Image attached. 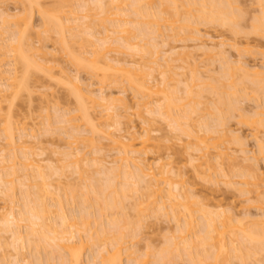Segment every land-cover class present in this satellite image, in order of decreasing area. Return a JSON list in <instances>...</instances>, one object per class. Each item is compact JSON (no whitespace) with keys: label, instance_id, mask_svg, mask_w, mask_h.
Segmentation results:
<instances>
[{"label":"rangeland","instance_id":"obj_1","mask_svg":"<svg viewBox=\"0 0 264 264\" xmlns=\"http://www.w3.org/2000/svg\"><path fill=\"white\" fill-rule=\"evenodd\" d=\"M105 2L107 1V0H104ZM104 1H103V4L104 5H108V4H110V2L108 1V2H106V4L104 3ZM179 1H182V2H184V1H186V0H179ZM193 1V0H192ZM200 1V0H199ZM258 1H261V0H233V2H236V3H234L233 4V2H231V0H230V2L232 3V5L233 6H235V8H238L237 10L238 11H236V15L238 14H240L241 15V20H237L236 22H239L236 26H234L235 28L236 27H238V28H236L238 31H236V33L235 32H233L229 27H221V24H220V26L218 25V24H209V25H203V23L202 24H200L199 26H195V29H196V27H199V30L201 31L200 33H201V35L200 36H202L201 37V39H203V42H204V45H208L207 47H214V46H217V43H218V45H221V43L223 44L224 43V45H227L225 48L227 49L226 51H228L227 52V54H225V56L224 55H221V56H215L214 57V55H209V54H207L206 55V53H204V52H202L201 50H200V46H198L199 44H201V46H202V43H197V42H193V40L192 41H189V39L190 38H187V37H185L184 39L180 36V38L179 39H181L182 38V40H177V39H175V34L173 35V30H176V28L178 29V24H181V22L179 23H176L175 25L176 26H173V27H171L173 24H172V22L174 21V20H170L171 18H167L168 16H170V15H166L165 16V18H167L166 20H168V21H163L164 23H162V26H160L161 28H162V31L161 30H158L159 31V34H158V32H156L157 30V28L155 29V28H151V26L152 27H154V26H156L157 24V21H155V22H153L152 20H149V21H152L153 23H150V25L148 24V25H146V26H148V28H149V31H147V37L145 38V40H143L142 41V43H140V44H138V38H136V41L135 40H132L133 42H134V44H138V45H142V46H145V47H143L144 49H149L150 50V52L151 53H153V54H157L158 52L160 53H158L157 54V56L155 55L154 57H153V59H151L150 58V56H147V55H145V56H143L140 52H137V54L138 53H140V55L141 56H143L144 58H141V60H140V57H138L137 56V54L135 53L136 51H134V52H132V50H130V49H126L127 51H125L124 49L123 50H121V51H123V52H121V53H119V51H118V53H116V52H112L111 51V54L108 56V57H111L112 56V58L111 59H115L116 61H117V59H120V60H118L119 62L121 61L122 63H124L126 60V63L125 64H131V65H129V66H134V64L136 65V63H138L139 64V66L140 65H142V69H144V67H146L145 68V72H144V70H143V74L141 75V73H139L140 71L138 70L137 71V69H135V71H134V76L136 75V79H137V74H140V75H138V77L140 76V78H142V80H145V79H147V80H145V81H148V84H149V81L152 79V81H154V82H158L157 84H159V83H161V73H160V75H159V68H158V70L159 71H157L156 72V67H155V65L153 64V62L156 60V58H158V57H160L159 58V62H157V63H159V66H160V64H161V66L162 67H164L163 66V64L165 63V62H168L169 60H170V58H175V57H172V56H174L176 53L177 54H179V53H185V54H182L183 56H184V58H183V56L182 57H180V58H182V59H184L183 61H179V60H177L178 62H176V61H172L173 63H171V60L169 61L170 63H171V65H173L172 66V68L174 69H172L171 70V72H173V73H175L176 75H178L179 74V76H177V79H178V77H180L179 79H180V86L178 85L177 87H178V89L180 90V88H181V94H179L176 90H178L177 89V87H176V85H177V82L176 83H173V84H170L171 85V90L173 89H175V91L178 93V95H176L177 93H175V99H174V101L176 100V98L177 97H179V98H183L184 97V95H186V93L183 91V89H185L187 86L185 85V84H188L189 82H191L192 83V81H189L188 83L186 82V80L188 79H190L189 77L190 76H192V75H194L195 73L193 72V73H191L192 71H194V70H196V72L198 73V75H200V73H201V78L203 77V79H204V81L203 82H205V84L203 83V87L201 86H199L200 88H194L195 89V91H196V95H197V97H195V95H194V97H195V99H194V102L192 103V104H190V105H187V100L185 101H182L181 99V101H179V104L181 103V105H184V107L185 108H183V106H182V108L181 109H177L176 111L174 110V115H176V113H177V115H179V116H181V114H182V116L184 115V118H182V119H185V120H182L183 122H186V123H184L183 124V122L181 121V123L183 124V126L186 128V129H190L189 131H191V132H194L195 134H196V132L200 129L199 128V126L201 125V123H205V120H204V118H207V119H209L208 120V122H209V124H208V122L205 124V125H203V126H200V127H203V128H201V130H205V126L206 125H209L210 126V128H212L214 125L216 126V128L215 129H219L220 131H223V130H228L229 132L231 131V132H233L232 134H236L235 136H237V135H239V136H241L242 138H243V143H245V144H243V146L245 147L244 148V150L247 152V154H246V156H248L247 158H250V160L252 159V161L251 162H249V163H247V164H245L247 167H248V165L250 164V165H258L259 166V168L262 170V172L264 173V130L263 129H261V128H259V129H257V127H259V126H254V125H252L251 123L252 122H250V120L251 119H253L252 117H254V115H255V113L256 112H258V111H261V109L262 108H264V91H259L258 93H255L254 92V89H256V88H254V85H253V82L252 83H250L249 82V80H247V81H245L246 79H248V78H245V80H244V76L245 75H243V72H236V74H234L235 75V77L234 78H236V83H237V86H236V89L239 91L237 94H239V96L241 97V98H239L238 96H237V101H239L238 103H236L237 104V108H239V110L237 109V108H235L236 110H234V111H231L230 112V114H227V116H226V113H228L227 111H224V112H226L225 114H224V126L222 125V127L220 128L218 125H220V124H222L221 122L222 121H220V120H217V116H218V113H217V116L215 115V110L217 109V107H215L216 105H218L217 104V102L219 101L218 100V95H216L215 93H213L212 91H210V90H208L207 88H204L205 86H206V84H208L209 83V88H211L212 86L214 87L215 85L217 86L216 88H218V84H219V82L221 83V84H224L225 83V86H224V92H226V89L225 88H227L228 87V85L230 84V83H228L227 82V80H226V82L224 81L225 80V78L223 77V73H225L226 71H229V69H225L226 71L225 72H223V68H222V66H224L222 63H224L225 64V62H227V60L226 59H228L229 58V60H231V62H233V64L235 63H237V62H239L238 60H240V58H241V56H242V58H241V60L240 61H244V63L246 62V64L248 65V67L251 69V68H254L255 66H257L259 69H262V65L264 66V53H262V52H264V37L263 36H260V35H255V33L253 32V26L252 25H254L255 24V19L257 20L258 18H260V16H262V11H263V9H261V8H264V7H260V3H262V2H259L258 3ZM263 1V0H262ZM23 2V1H22ZM21 2V0H0V17H2V13H8L9 15H11L12 16V20H11V23L12 24H15L14 22L17 20H15V19H13V16H18V18H19V16L22 18V17H25V15L29 12V13H31L29 10L31 9L30 7H32V5L30 6V4L28 3V2H23L22 3ZM96 2V0H37V4L38 5H36V3L33 5V7H32V18L33 19H31V21H32V28H31V30H30V28H29V30H30V32L28 33L29 34V40H30V42H28L32 47H35L34 49L36 50V49H38V51H40V49H42L41 50V52H43V53H48V55H47V57H48V59H47V57H46V63H47V61H49L48 63H49V65H47L48 67H51V65H52V67H51V69L52 68H54V70L52 69V71H50L49 72V70H51V69H47V67H45V65H46V63L45 62H42L41 60H40V58L38 59L39 61H37V63L38 62H40V63H42V65H43V70H40L39 68L42 66H39L36 70H38L39 69V71H35V69H31L30 70V72H28V74H29V76H27V78H26V83L28 84L27 86H29V90L27 91V90H23V92H21L19 95L20 96H18V98L17 99H15L14 97H13V100H12V97H10L11 95L10 94H12V93H10L9 94V92H8V95L7 96H9V98L7 97V101L8 100H12V102H9V103H11V106H10V108H9V103L8 102H5V103H3V115L2 116H0V117H4L5 118V120L2 118L1 119V121L2 120H4V121H6L7 120V122H3L4 123V125L2 124V122L0 121V124H2V126H0L1 128H0V136H1V134H4L5 135V133H1L3 130H5L4 128L5 127H7V125L9 126L10 125V127L9 128H11L12 127V129L14 130V132H13V134H14V137H15V140H16V142H18L20 145L22 144V143H24V144H22V146L21 147H23L24 148V150H25V152L24 153H27V156L26 157H29V159L30 160H33L34 162H40L41 164H42V167L45 169V173L46 174H48V180L46 181V183H47V185L49 184V185H51L47 190H49V191H47L46 192V194L47 193H50V194H47L46 196H45V198L46 199H49V200H47L46 202H47V204L48 205H51L52 206V208H51V206H50V209H51V211H54V213L56 212V214H55V218H57L56 217V215H57V209L56 208H58V207H55V205L53 204V202L54 201H56L57 200V198H62V200H63V202H64V204L66 205L65 206V208H66V214H71V215H73V213H75L74 215H76V214H78V213H80V211L82 212V210L83 211H85L84 210V207H83V209H82V205H80V203H79V197L83 194V193H85L86 191H87V186L89 185V183H90V181H91V178L95 181H98V180H100V181H98V183L99 184H104V182L108 179L106 176H107V171L106 170H108V169H110V168H112L111 170L113 171L114 170V167L117 165L118 167H119V165L120 164H122V163H119V162H121V161H119V160H121V156H118L117 155V153H116V151H118L119 149H120V147L119 146H116L117 144H114L113 145V143H112V141H110L109 142V138H107V137H105V135L103 134V132H106L107 134L109 133V134H111L112 133V139L113 138H116V140H117V135L118 136H120V135H124L126 138H127V140H125V142L124 143H130L131 142V140H135L134 141V144H135V146H136V148H135V146H134V150L135 149H137L139 146H141V145H143L142 143L146 140V135L148 134L146 131H148L149 133H150V135H151V137H152V141L151 142H149V147H147L146 148V150L145 151H142V153H140L136 158L137 159H139L140 161H143V162H146L145 164H149V166H152V168H153V171H154V174L156 173H159V170L160 169H162L164 166H168L169 165V167L168 168H172V171L175 173V176H171V181L172 182H175V183H181L182 181H183V185L186 187V189L187 190H189L187 193H191L192 195H193V198H194V201H195V199H196V201L198 202V200L200 201V202H202V201H205L204 202V204H207V206H208V208H211V210H209L208 208V210L209 211H212V209H213V207L215 206V208L214 209H220V207H222V211L223 212H221L220 214H222V213H224V211L226 212V214H227V212L228 213H230V214H228V215H231V217H232V219H235V220H245V226H242V227H238L237 226V228H234L233 229V232L232 231H230L231 233H234L233 234V236H234V239H235V237L236 236H239L240 235V231H239V229H248L249 230V228L251 229V228H255V225H251L250 226V220H248V218L249 219H252L253 218V220H256V219H259L260 220V218H261V220L262 219H264V211L262 212V210H264V204H262L263 203V201H262V203H261V200H264L263 198H264V187L263 188H261L260 190L259 189H257V190H259L260 191V193H262V195H263V197H262V195L259 193H255L254 195L253 194H251L249 197H250V200H249V198L246 196H244V195H242V193L240 194V191L238 190V189H241L243 186H239V185H237L238 183L240 184L241 182H242V180L244 179V178H242L241 176H242V174H244V171L247 169V167H246V169L245 168H243L242 167V169H240V167H236L235 168V166L232 168V164H230V162L229 163H226V162H228V161H226L225 163V165L224 164H222V165H220V166H222V167H220V168H218V163L216 162L215 164H218V165H216L215 166V168H218L217 169V171L216 170H213V169H211V171L210 170H208L207 172H205V173H203V174H205V175H201V174H199L195 169L197 168L196 166H193V165H196V163H197V166L199 165L198 164V162H195V164H194V162H193V164L191 163L192 161L190 160V159H192L193 160V158L192 157H190V155H195L196 156V154H198V153H196V154H193V152L195 151V152H197L196 150H198L201 146L200 145H202L201 144V142H199L198 141V136H200V137H202L201 135H203V134H200L199 133V135L197 136V138H195L194 136H192V138L194 137V139H192L191 137H185V136H180L178 133L179 132H175V128H174V130H173V128H172V125H170L169 123H170V121L169 120H165L164 118L163 119H161L162 117L161 116H157V115H153L152 113L153 112H157L158 113V111H156L157 110V106H158V104L157 103H159L160 104V100L162 99H160L159 97H156V96H153L152 95V93L151 94H149V95H151L152 97H148V95H146V99H147V101H148V98H149V101H150V98H152V101L153 102H156L157 100H159V102L157 101L156 102V105H155V103H154V106H153V104L150 106V105H148V107L150 108H146L147 106H142L143 107V109L141 108V106H139L138 107V101L140 100V98H139V100H138V97H140L141 96V94H142V92H141V94H139L140 96H137L135 93H137V92H133L132 90H130V88L128 87V86H126V84H125V82H120V80H121V78H123V76H122V74L120 75L121 76V78H120V76H119V74H118V76H116V78H120V80L118 81V80H115L116 78H115V74L116 73H113V74H111V73H108V72H106V73H108V75H109V79L107 80V76L105 77L106 78V80H105V78H104V81H103V78H102V75L103 74H101V76H100V74L99 75H96V73H94V72H92V71H90V69H88V68H86V69H82V68H80L81 66H79L78 67V65H77V63H73L74 61L72 60V58L71 57H69V56H66L67 54L65 53V51L63 52V50H62V52H61V47H60V45H59V43H61L60 41H61V38H58V37H61V36H59V34H58V32H57V29H55V30H53L52 32H47V33H49V34H47V35H45V34H43L42 32H44V21L42 20V19H44V17L42 16V15H40V12H41V10H43L42 12L43 13H46L47 14V12H48V14H51V16L52 15H54V16H58V17H62L61 19H65V20H63L64 21V24H66V25H64L63 24V28L64 29H66V30H71V31H66V32H68V34H66L65 32H64V29H63V32L65 33V37L67 38L66 40L68 41V38L71 36V34L73 35V33L75 34V31H76V34H77V32H78V30H77V27L78 26H80V24L82 25V26H80V28H82L83 29V27H86V25H88V23H90L88 20V23L85 25V22H86V18L88 19V18H90V17H87L88 15H89V13H88V15L86 16V12H84V11H86L85 9H84V6L86 5V6H88L89 4V7L90 6H95V4H97V3H95ZM157 2V1H156ZM181 2V3H182ZM196 2V1H195ZM264 2V1H263ZM86 3V4H85ZM160 3V2H159ZM157 4H158V2H157ZM84 5V6H83ZM111 5H113V4H111ZM115 5V4H114ZM113 5V7H115ZM155 5V4H154ZM178 5H180L179 3H178ZM36 6H37V8H36ZM110 6V5H109ZM108 6V8L109 9H113V7L111 6V8ZM130 5H128V7H129ZM156 6H158V5H155L154 7H155V9L157 8L158 9V7H156ZM261 6H264V3H263V5H261ZM38 7H41V9L40 8H38ZM91 7V8H92ZM62 8V9H61ZM88 8V7H87ZM86 8V9H87ZM116 8V7H115ZM127 8V7H126ZM124 6H123V10H125L126 9ZM175 8V7H174ZM233 8V7H232ZM38 9H40V10H38ZM58 9H59V11L60 10H62V11H58ZM128 9V8H127ZM130 9H131V7H130ZM133 10V9H132ZM132 10H130L129 11V9H128V12L125 10V11H123V12H119V13H126V14H121V17H119L118 19H120V18H122V16H126L127 14H129V13H131L132 14ZM150 10H153V9H150ZM39 11V12H38ZM45 11V12H44ZM59 13H58V12ZM115 11V10H114ZM132 11V12H131ZM56 12L59 14H57L56 15ZM73 12V13H72ZM97 12V11H96ZM153 12H157V11H155V10H153ZM170 12H173V11H170ZM238 12H240V13H238ZM28 13V14H29ZM60 13H61V15H60ZM91 13V12H90ZM94 14V15H93ZM96 14L93 12L92 13V16L94 17ZM133 15H134V17L132 18V16L130 17H123L122 18V20H125V19H128V21L130 20L131 21V19L130 18H132V19H134L135 18V14H134V12H133ZM28 16H31V14L30 15H28ZM50 16V15H49ZM86 18H85V17ZM43 17V18H42ZM92 17V18H93ZM97 16H95L94 18H96ZM102 17V20H103V18H104V16H101ZM118 17V16H117ZM240 17V16H239ZM239 17L237 18V19H239ZM15 18V17H14ZM57 18V17H56ZM78 19V21L77 22H75V20L74 19ZM84 18V19H83ZM114 18H116V17H114ZM152 18V17H151ZM76 19V20H77ZM97 19H99L98 21H94V19L92 20L93 22H95V23H93L92 25H93V31H95V32H93V33H95V35H96V38H98V40H100L99 38H103L104 36H107V35H111L110 37H113L114 35H116V34H113L111 31H112V27L110 26L111 24H108L107 25V22H106V25H105V23L102 25L101 24V22H100V17L99 18H96V20ZM135 19H137V18H135ZM139 19V18H138ZM68 20V21H67ZM69 20H71V22L69 21ZM177 20V19H176ZM2 21H3V19L1 20V18H0V25H2V24H4V23H2ZM18 21V20H17ZM83 21V23H81ZM127 21V20H126ZM139 21H141L140 19H139ZM148 21V20H147ZM67 22H70L69 24L67 23ZM100 22V23H99ZM144 22H145V20H144ZM170 23V24H172V25H168L167 23ZM73 23V24H72ZM109 23V22H108ZM147 23V22H146ZM155 23V24H154ZM160 23V22H159ZM196 23V22H195ZM75 24H76V26H75ZM85 26H84V25ZM154 26H153V25ZM161 24V23H160ZM163 24H165L164 26H163ZM10 25V27H12V25L11 24H9ZM16 25V24H15ZM20 25V24H19ZM67 25H70V26H68L67 27ZM72 25H73V27L75 28H73L72 27ZM130 25V28H131V24H129ZM4 25H2V27H3ZM8 26V25H7ZM21 26V25H20ZM103 26V27H102ZM105 26H106V29L108 28V33L107 32H105ZM132 26H133V24H132ZM180 26H183V23H182V25H180ZM15 28H17L16 26H14ZM19 27V26H18ZM90 27V26H89ZM89 27H87V28H89ZM126 27V26H125ZM127 27H129V26H127ZM126 27V28H127ZM159 27V26H158ZM164 27H168V29H165L166 31H168L169 32V28L171 29L172 28V36L171 37H173V39H175V41L177 42V43H175L174 41H171V40H167L165 37H167L168 35H169V33L168 32H164L163 30H164ZM15 28H12V30L14 31L15 30ZM22 28H24V27H22ZM22 28H21V30H22ZM57 28V27H56ZM79 28V27H78ZM161 28H159V29H161ZM84 29H86V28H84ZM90 29V28H89ZM89 29H87V31H89ZM92 29V28H91ZM127 29H129V28H127ZM132 29H134V26H133V28H131V30ZM155 29V30H154ZM17 30H19V29H17ZM72 30H74V31H72ZM114 30V29H113ZM148 30V29H147ZM154 30V31H153ZM4 31V30H3ZM13 31H10L9 30V32L8 33H10V32H13ZM84 31V30H83ZM82 30L80 31V32H82L83 34L85 33V35L86 36H84L83 38H84V40H85V38H87L88 37V39L87 40H89V34H90V32H89V34H86V32H83ZM86 31V30H85ZM107 31V30H106ZM109 31H110V33H109ZM137 31V30H136ZM144 31V33L146 32L145 30H143ZM190 32H191V30H189ZM189 31H188V34H187V36H190L189 35ZM28 32V31H27ZM72 32V33H71ZM114 32V31H113ZM155 32V33H154ZM163 32V34L161 35V33ZM8 33L7 34H3V32H2V30H1V27H0V45L2 46V43L4 42V41H2V39L3 38H5L6 40L8 39H10L11 40V37L9 38V36H11L12 35V33L11 34H9L8 35ZM15 33V32H14ZM13 33V35H15ZM69 33H70V35H69ZM92 33V32H91ZM137 33H140V32H138L137 31ZM137 33H135V31H134V34H137ZM143 33V35L145 36V34ZM154 33V35H152ZM157 33V35L155 36V34ZM185 33V32H184ZM254 33V34H253ZM3 34V35H2ZM26 34V33H25ZM79 34V33H78ZM141 34V33H140ZM167 36H166V35ZM12 35V36H13ZM27 35V34H26ZM25 35V36H26ZM82 35V34H81ZM81 35H79V37L78 38H80V36ZM89 35V36H88ZM118 35V34H117ZM117 35L115 36V37H117ZM122 35V34H121ZM161 35V36H160ZM165 35V36H164ZM177 35H179V34H177ZM176 35V36H177ZM186 35V34H185ZM28 36V35H27ZM124 36V35H123ZM129 36V35H128ZM127 36V37H128ZM144 36H142V34H141V36L138 34V36H134V37H139V41H141L140 40V37H144ZM163 36V37H162ZM204 36H205V38H204ZM15 37V36H14ZM109 37V36H108ZM109 37V38H110ZM115 37H113V39L115 38ZM126 37V36H125ZM179 37V36H178ZM191 37H193V36H191ZM210 37V38H209ZM26 38V37H25ZM92 38V37H91ZM90 38V41L92 42V43H94L95 42V40H97V39H95V40H93V39H91ZM95 38V37H94ZM163 38V39H162ZM164 38H165V40H164ZM169 38V37H168ZM187 38V41H185V39ZM208 38V39H207ZM27 39V38H26ZM70 39V41L72 40L71 38H69ZM105 39H107V37L105 38ZM210 39H211V42H213L214 44V46L212 45V43L210 42ZM213 39V40H212ZM5 40V41H6ZM8 40L6 41V42H8ZM9 40V41H10ZM58 40H60V41H58ZM93 40V41H92ZM98 40L95 42V43H97L98 42ZM102 40H104V39H102ZM191 40V39H190ZM208 40V41H207ZM215 40V41H214ZM26 41V40H25ZM70 41H68L69 43H70ZM81 41V42H80ZM110 41H111V39H110ZM165 42V44H164V42ZM179 41V42H178ZM181 41H184V42H182L181 43ZM78 42V41H77ZM85 42V41H84ZM83 42V43H84ZM132 42V43H133ZM216 42V43H215ZM73 43L74 42H72V43H70L71 44V46L73 45ZM79 43H82V40L80 39L79 40ZM86 43V42H85ZM88 43V42H87ZM206 43V44H205ZM235 45H234V44ZM4 44V43H3ZM98 44V43H97ZM216 44V45H215ZM234 45V47L236 46V44H238V46L237 47H241L240 48V50L242 49V50H244L245 51V49L246 50H248L247 51V53L246 52H244V51H242V53H243V55H242V53H239V52H236V50H235V48L234 47H232V45ZM75 47H74V45H73V47H71L72 49H73V53L75 54V56H77L78 54H80L81 53V51L83 52V54L81 53V55L82 56H85V57H83V58H85L86 59V56H87V59H89L91 56H89L88 54H87V52L90 54V52L88 51V50H92V51H94L93 49H92V47H91V49H90V46L88 47V48H86V49H84L85 47L82 45V48H80L81 46V44H76L75 43ZM89 45V44H88ZM152 45L154 46V48H152ZM229 45H230V47H232L233 49H231L230 47H229ZM133 46H135L136 47V45H133ZM142 46H138L140 49L142 48ZM159 48H158V47ZM138 47H137V49H138ZM198 47H199V49H198ZM219 47V46H218ZM236 47V48H237ZM93 48H95V47H93ZM115 48V47H114ZM173 48L175 49L174 51H173ZM224 48V47H223ZM82 49V50H81ZM96 49V48H95ZM134 49V48H133ZM156 49V50H155ZM158 49V50H157ZM27 50V49H26ZM80 52H79V51ZM87 51L86 52V54L84 53L85 51ZM135 50V49H134ZM200 50V51H199ZM225 50V49H224ZM250 50V51H249ZM37 51V50H36ZM91 51V52H92ZM139 51V50H138ZM148 51V50H147ZM171 51V52H170ZM237 51H239V50H237ZM41 52H39L40 54H41ZM78 52V53H77ZM130 52L132 53V54H130ZM249 52V53H248ZM42 53V54H43ZM103 53V52H102ZM102 53H100V54H102ZM105 53H107V52H105ZM108 53H110V52H108ZM114 53V54H113ZM125 55H124V54ZM149 55H150V53L149 52H147ZM175 53V54H174ZM186 53L189 55H187L189 58H186L185 59V57H187V56H185L186 55ZM204 53V54H203ZM246 53V54H245ZM262 53V54H261ZM28 54V53H27ZM32 54V57H33V59L35 60V62H36V59L39 57V55H38V57L37 56H33L34 54L36 55V53L34 52V53H31ZM31 54H28V55H31ZM120 54V55H119ZM127 54V55H126ZM130 54V55H129ZM133 54H136V56L137 57H135V55L133 56ZM169 54V55H168ZM172 54H174V55H172ZM2 55V54H1ZM0 55V56H1ZM50 55V56H49ZM106 55V54H105ZM192 55V56H191ZM241 55V56H240ZM262 55V56H261ZM11 56V55H10ZM46 56V55H45ZM127 56H130V57H127ZM147 56V57H146ZM152 56V55H151ZM227 56V57H226ZM239 56H240V58H239ZM244 56V57H243ZM107 57V58H108ZM114 57V58H113ZM193 57V58H192ZM222 57L223 58H225V62H224V59H222ZM6 58V57H5ZM12 58V56L11 57H9L8 56V58H6V59H4V57L2 58V56L0 57V66H4V67H0V70L3 72V70H4V72H3V76H4V73H9L8 74V76H10V70L12 69V68H14V61L11 59ZM69 58H71V60L69 59ZM78 58H81V57H78ZM82 58V59H83ZM135 58V59H134ZM139 58V59H138ZM3 59L5 60L4 62H2L3 61ZM9 59V60H8ZM11 59V60H10ZM33 59L32 58H30V60H32L33 61ZM50 59V60H49ZM162 59V60H161ZM221 59L223 60V61H221ZM2 60V61H1ZM54 60L55 62H52V61ZM125 60V61H124ZM136 60V61H135ZM158 60V59H157ZM164 60H165V62H164ZM167 60V61H166ZM9 61V62H8ZM10 61H12L13 63L11 64V62ZM71 61H73V62H71ZM124 61V62H123ZM131 61H134L135 63H131ZM161 61V62H160ZM86 62V61H85ZM84 62V63H85ZM168 62V63H169ZM195 62V63H194ZM230 62V61H229ZM230 62V63H231ZM7 63V64H6ZM11 64V65H13V67L11 68L10 66H8L9 64ZM52 63V64H51ZM87 63V62H86ZM168 63H166L167 65H168ZM240 63V65L243 63V62H239ZM256 63H258V64H256ZM16 64V63H15ZM22 64V63H21ZM21 64H17L15 67H17V71L19 72H17L18 74V76H19V78H21L22 80H24V78L26 77L24 74H23V68L25 69V67H23L22 68V66H24V65H22L21 66ZM76 64V65H75ZM89 64V63H88ZM156 64V63H155ZM194 64H196V65H194ZM232 64V63H231ZM233 64H232V66H233ZM234 64V65H235ZM238 64V63H237ZM237 64H236V66H237ZM262 64V65H261ZM55 67H54V66ZM102 65V64H101ZM165 65V64H164ZM230 65V64H229ZM245 65V64H244ZM38 66V65H37ZM138 66V65H137ZM158 66V65H157ZM231 66V67H232ZM238 66H239V64H238ZM242 66V65H241ZM261 66V67H260ZM6 67V68H5ZM104 67H105V65H104ZM141 67V66H140ZM166 67V66H165ZM168 67H169V65H168ZM180 67H183V69L182 68H180ZM226 67H227V63H226ZM8 68H9V70H8ZM42 68V67H41ZM101 68V67H100ZM131 68V67H130ZM134 67H132V69H133ZM167 68V67H166ZM185 68V69H184ZM191 69V71H190V69ZM236 67H234V69H235ZM256 68V67H255ZM264 68V67H263ZM46 69H47V71H46ZM80 69H82V70H80ZM107 69V68H106ZM162 69V68H161ZM170 69V68H169ZM234 69H233V67L231 68V71H233L234 72ZM15 69H13V71H14ZM44 70L46 71V73H48L50 76L52 75V76H54V78H52V76H51V78H50V76L49 75H47L45 72H44ZM61 70H62V72H61ZM64 70H65V72L71 77H78V79H80V81H82V84L84 85L85 84V86H83V88L84 89H86V88H88L89 89V87H90V89H91V91H96V94L98 95H100L101 93H104V95L106 96V97H108L109 99L111 98L114 102L112 103V104H114L115 106H118L119 107V99H127V101H128V103H129V109L125 112L122 108H120L119 107V113H121V122H120V124H122L121 126H116V125H113L112 127L113 128H110L109 130H108V128L110 127L109 125H112V124H110V123H115L116 122V120H115V118L114 119H112L111 121L108 119V121H106L107 119L104 117L103 119H102V114L103 115H106L105 113H103L104 112V108L102 107H100L99 106V108H97L98 106H97V104H92L89 100H88V98H84L85 99V104H88V106L90 105V103H91V105L88 107L87 105V107L88 108H90V110H92V112H93V114H92V112H90L91 114H92V116L94 115V117L95 118H98V120H99V118L102 120V123L101 122H99V124H100V126H105L106 125V128L104 127V128H98L99 129V132L102 130L103 132H100V134H99V132L96 134H93V136H92V133H91V137H93V140H94V142L96 143V142H98V143H94L95 145H93V143H89L90 141H88V139H89V137H88V139L86 140V137H85V142L86 141H88V146L86 145V147H87V149H85L86 147H84L83 146V144H79V145H81V146H83V147H80L79 145V149L82 151V150H85V153H88L87 155L90 157V159L92 158V159H98V161L100 160V159H102V160H100V161H103V159H104V164H103V166L105 165L106 167L105 168H107V169H105V170H103L102 169V167H101V163H97L98 165H94L93 167H95L96 169L98 168V166L100 165V169H101V172L100 173H98L99 172V168L97 169V171L98 172H96V169H94V168H89L88 166V168L86 167V170L87 169H91L90 171L91 172H89V174H86L85 176L86 177H88L89 176V178H85L84 177V175H83V178H84V180H83V178H82V176H81V178H79L80 176H79V174L78 175H76V173H77V170H76V167L75 168H73L70 164H69V162L67 163L66 161H65V159H66V157H64L63 155L64 154H66V153H68V151L70 150L71 151V148H73L72 150H74V147L76 146V145H73L74 147H71V146H69V145H71V144H69V142H71L72 140H70V138H68L69 136L67 135L68 133H71V131L70 130H72V128H70L69 126H68V124H66V121H65V119H64V117H63V115L64 116H67L68 114H71L72 115V117H76V120L73 122H70V124L71 125H73L74 123H76V124H79V127H81L82 129H83V132H85V130H86V133H87V131H89L91 128H89V126H87V125H84V124H86V123H84L83 122V120H82V118H80V115L79 114H81V113H76L75 111H77L78 109H79V107L77 106V104L78 105H80V103H84L83 101L84 100H82V99H80V97H78V95H76L75 93H74V95L72 94V92H73V89H72V87H73V84H75V83H73V84H71V82L72 81H69V84H68V81L66 80V78L68 77V76H65L64 74H65V72H64ZM89 70V71H88ZM110 70V69H109ZM163 70L164 69H162L161 71H162V75H164L163 74ZM199 70V71H198ZM12 71V70H11ZM104 71V70H103ZM102 71V72H103ZM107 71H108V69H107ZM111 71V70H110ZM239 71V70H238ZM241 71H243V70H241ZM91 72V73H90ZM105 72V71H104ZM142 72V71H141ZM188 72L190 73V74H188ZM223 72V73H222ZM232 72V73H233ZM53 73H54V75H53ZM137 73V74H136ZM186 74V77L187 76H189V77H187V79H186V77H185V75H183V77L184 78H182L181 76H182V74ZM245 73V72H244ZM11 74H13V73H11ZM25 74H26V72H25ZM63 76H62V75ZM132 74V75H133ZM166 74H168V72L166 73ZM221 74H223V75H221ZM1 75V76H2ZM6 75V74H5ZM113 75V76H112ZM181 75V76H180ZM211 77H210V76ZM239 75V76H238ZM243 75V76H242ZM2 76V77H3ZM8 76L6 75V76H4L3 77V81H1V78H0V87L2 88L3 86H4V88H2V90L3 89H5V85H6V83L8 82L7 81V78H8ZM13 76V75H12ZM11 76V77H12ZM23 76H25L24 78H22ZM49 76V77H48ZM65 76V77H64ZM100 76V77H99ZM133 76V77H134ZM167 76V75H166ZM170 76L172 77V75L170 74ZM195 76V75H194ZM248 76V75H247ZM250 76V78L251 77H254V76H252V75H249ZM64 77V78H63ZM153 77H157L156 78V80H158V81H155V79L153 80ZM163 77H165V76H162V78ZM173 77H175L176 78V76H173ZM193 77V76H192ZM214 77V78H213ZM221 77H223L224 78V80L221 78ZM72 78V79H73ZM118 78V79H119ZM150 80H149V79ZM199 78V77H198ZM208 78H210V80L211 79H213V81L214 82H212V80L210 81V80H208ZM243 78V79H242ZM6 79V80H5ZM68 79V78H67ZM71 79V80H72ZM183 79V81H181ZM185 79V80H184ZM200 79V78H199ZM217 79H218V81H217ZM253 79V78H252ZM257 79V78H256ZM20 80V79H19ZM69 80H70V78H69ZM102 80V82H100ZM123 80V79H122ZM176 80V79H175ZM191 80V79H190ZM207 80V81H206ZM7 81V82H6ZM106 81V82H105ZM150 82V83H152V85H153V82ZM209 81V82H208ZM215 81L217 82V83H215ZM224 81V82H223ZM229 81V80H228ZM231 81V80H230ZM253 81V80H252ZM12 82V81H11ZM67 82V83H66ZM75 82V81H74ZM103 82H105L104 84H103ZM181 82H183V85L181 86ZM184 82H186L185 84H184ZM199 82V81H198ZM200 82L202 83V81L200 80ZM212 82V83H211ZM223 82V83H222ZM9 83H10V81L7 83L8 85H9ZM101 83V84H100ZM201 83H199L200 85H201ZM213 83H215V84H213ZM3 84H5V85H3ZM155 84V83H154ZM196 84H198V83H196ZM211 84V85H210ZM220 84V85H221ZM1 85H3V86H1ZM66 85V86H65ZM128 85V84H127ZM150 85V84H149ZM7 86V85H6ZM68 86V87H67ZM70 86V87H69ZM72 86V87H71ZM93 86V87H92ZM151 86V85H150ZM154 86V85H153ZM173 86V87H172ZM185 86V87H184ZM198 86V85H197ZM208 86V85H207ZM75 87H76V85H75ZM128 87V88H127ZM221 87H222V85H221ZM255 87H256V85H255ZM1 88H0V90H1ZM67 88H69V90L67 89ZM74 88V87H73ZM102 89V92L100 93V91H101V89ZM70 89H72V91L71 92H69L70 91ZM89 89V90H90ZM154 89H156V88H154ZM201 89V90H200ZM204 89H207V90H204ZM264 89V88H263ZM100 90V91H99ZM126 91L127 93H125V92H121V91ZM157 90V89H156ZM156 90H153L152 89V91H153V93L155 94V92H156ZM167 90H169V89H167ZM171 90H169V91H171ZM172 90V91H173ZM186 90V89H185ZM76 91V90H75ZM171 91V92H172ZM201 91V92H200ZM214 91V90H213ZM228 91V90H227ZM231 91V90H230ZM12 92V91H11ZM185 93L184 95H183V93ZM215 92H216V90H215ZM233 92V91H232ZM122 93V94H121ZM123 93H125V94H123ZM145 93H147L148 94V92H144V94L143 95H145ZM166 93H168V91L166 92ZM218 93V92H217ZM226 93H229V91L228 92H226ZM72 94V95H71ZM78 94V93H77ZM170 94V93H169ZM168 94V95H169ZM199 94H200V96H199ZM76 95V96H75ZM110 97H109V96ZM155 95H159L158 93L157 94H155ZM163 95V94H162ZM162 95H160L161 97H163ZM172 95V94H171ZM174 95V94H173ZM172 95V96H173ZM181 96V97H180ZM143 97H145V96H143ZM148 97V98H147ZM169 97H171L170 95H169ZM174 97V96H173ZM186 97H187V95H186ZM155 98V99H154ZM156 98H157V100H156ZM159 98V99H158ZM179 98H177V100L179 99ZM142 99V98H141ZM145 99V98H144ZM185 99V98H184ZM234 99V100H235ZM6 100V99H5ZM10 100V101H11ZM80 100V101H79ZM86 100H88V101H86ZM163 100H164V98H163ZM86 102H88V103H86ZM142 102H143V99H142ZM177 102V101H176ZM7 103V104H6ZM13 103V104H12ZM151 103V102H150ZM178 103V102H177ZM195 103V104H194ZM139 104H140V102H139ZM162 104H163V102H162ZM235 104V103H234ZM93 105V106H92ZM141 105V104H140ZM165 104H163V105H161V106H164ZM185 105H187V106H185ZM155 106H156V108H155ZM160 106V107H161ZM212 106H214V109L215 110H213L212 108ZM85 107V106H84ZM87 107H85L86 109H88ZM94 107V108H93ZM96 107V108H95ZM144 107H145V109H147V111L144 109ZM159 107V108H160ZM191 107H194V108H196V109H198L197 110V112L198 113H196V114H193V113H191L192 115L190 116L191 117V119L190 120H188V118H187V114H189V113H186L187 111H190V109H191ZM207 107H209V108H211V109H209V110H207L208 108ZM78 108V109H77ZM154 108V109H153ZM179 108H180V106H179ZM202 108H204V109H202ZM206 108V109H205ZM140 109H142V111L140 110ZM155 110V111H153L152 112V110ZM203 111H202V110ZM89 110V111H90ZM212 110V111H211ZM232 110V109H231ZM71 111H72V113H71ZM103 111V112H102ZM149 111H151L152 113H150ZM75 112V113H74ZM102 112V113H101ZM141 112H143V113H141ZM149 112V113H148ZM68 113V114H67ZM118 113V114H119ZM179 113V114H178ZM211 113H212V115L214 116H216L217 118H215V116H214V118H213V116L211 115ZM71 115H69L68 117H69V120H70V118H72L71 117ZM82 115V114H81ZM211 115V116H210ZM100 116V117H99ZM67 117V118H68ZM78 117V118H77ZM187 119H186V118ZM63 118V119H62ZM66 118V119H67ZM255 118V117H254ZM73 119H71V120H73ZM101 120H99V121H101ZM114 120H115V122H114ZM146 120H147V122H148V120H151L150 122H152L153 121V123H151L150 125H148V124H146L147 122H146ZM202 120H203V122H202ZM64 121H65V123H64ZM105 121V122H104ZM252 121V120H251ZM109 122V123H108ZM75 124V125H76ZM104 124V125H103ZM116 124V123H115ZM119 124V123H118ZM191 125L190 127L188 126H186V125ZM200 124V125H199ZM211 124V125H210ZM74 125V126H75ZM97 125H98V123H97ZM107 125L109 126V127H107ZM199 125V126H198ZM83 126H85V127H83ZM89 128H87V127ZM99 126V125H98ZM115 126V127H114ZM171 126V127H170ZM212 126V127H211ZM219 128H218V127ZM80 128V129H81ZM214 128V127H213ZM7 129V128H6ZM119 129L120 130H122L123 132H119ZM32 130H33V134H32ZM118 130V131H117ZM200 130V131H201ZM68 131V132H67ZM70 131V132H69ZM91 131V130H90ZM98 131V130H97ZM151 131V132H150ZM5 132V131H4ZM66 132H67V134H66ZM199 132V131H198ZM197 132V133H198ZM89 133V132H88ZM105 133V134H106ZM120 135H119V134ZM201 133H204L205 134V131L204 132H201ZM103 134V135H102ZM223 134V133H222ZM221 134V135H222ZM35 135H36V137H35ZM94 135H96V136H94ZM182 135V134H181ZM218 135H219V133H218ZM107 136V135H106ZM209 136V135H208ZM230 136V135H229ZM5 137V136H4ZM4 137H3V135L0 137L1 139H0V152H1V150L3 149V147H4V149L6 148L5 146H7L5 143H6V141H2L3 139H4ZM33 137V138H32ZM90 137V138H91ZM232 137V135L230 136V138ZM106 138V139H105ZM110 138V139H111ZM132 138H135V139H132ZM175 138V139H174ZM189 138H191V139H189ZM209 139V141H208V144H211V143H218V146H222V147H226V148H224V149H226V151H227V149H228V154L232 157H238L239 156V158L241 157L242 158V156H244V157H246L245 156V154L244 155H242L241 153H240V150H243V149H241V147H240V145H238V142L235 140V142H237V144L235 143V142H233V139L231 138V140H228L227 139V137H226V139L225 138H220V137H218L217 135H212L211 136V134H210V136L208 137ZM229 138V137H228ZM173 140L171 143H170V141L171 140ZM197 139V140H196ZM106 140H108V141H106ZM115 140V139H114ZM169 140V141H168ZM130 141V142H129ZM168 141V142H167ZM198 141V142H197ZM259 141V142H258ZM26 143V144H25ZM71 143H73V142H71ZM82 143H84L83 141H82ZM87 143V142H86ZM85 143V144H86ZM112 143V144H111ZM151 143V144H150ZM258 143H259V145H261V147L260 146H258ZM18 144V147L20 146ZM200 144V145H199ZM3 145V146H2ZM24 145V146H23ZM90 145V146H89ZM91 145H93V146H91ZM98 147H97V146ZM200 146V147H199ZM262 146H263V148H262ZM20 147V148H21ZM90 148V150H89V148ZM92 147H93V150H92ZM102 147V149H103V151H102V149H101V156L99 155H96V156H93L92 154H91V152L93 151L94 152V150L95 149H97V148H101ZM119 149H118V148ZM143 146H141L140 148H142ZM169 147V148H168ZM190 147V148H189ZM228 147V148H227ZM26 148H28V149H26ZM70 148V149H69ZM83 148V149H82ZM139 148V149H140ZM9 149V148H8ZM11 149V148H10ZM115 149V150H114ZM145 148H143V150H144ZM170 149V150H169ZM196 149V150H195ZM223 149V148H222ZM26 150H28V151H26ZM121 150V149H120ZM119 150V151H120ZM138 150V149H137ZM11 151V150H10ZM22 151V150H21ZM69 151V152H70ZM89 151V152H88ZM119 151H118V154H119ZM74 152V151H73ZM249 152V153H248ZM10 152H8V154H9ZM14 153V152H13ZM18 153V152H17ZM24 153H23V155H24ZM29 153V154H28ZM210 153H213V154H211L212 156H214V152L211 150V152ZM240 153V154H239ZM4 154V153H3ZM11 154H12V152H11ZM21 154H22V152H21ZM30 154H33L32 156V158H30L31 156H30ZM90 154H91V156H90ZM138 154V153H137ZM136 154V155H137ZM0 155H2V153H0ZM13 155V154H12ZM136 155H134V157L136 156ZM7 156H9V155H7ZM17 156H18V154H17ZM87 156V157H88ZM19 157H21L20 156V152H19ZM88 157V158H89ZM96 157V158H95ZM99 157H100V159H99ZM197 157V156H196ZM199 157V156H198ZM2 158H6L5 157V155H4V157L2 156ZM9 158V157H8ZM7 158V159H8ZM24 157L22 156L21 157V161H23L22 159H23ZM195 158V157H194ZM0 159H1V157H0ZM7 159H4V160H6V161H8ZM18 159V158H17ZM16 159V161H18ZM89 159V160H90ZM134 159V158H133ZM136 159V160H137ZM3 159H1L0 160V162L2 161ZM18 161L19 162V165H18V167L16 168V170L17 169H20L21 170V168H20V166L21 167H23L22 168V170L21 171H25V170H23V169H25L24 168V166L23 165H21V161ZM69 160V159H68ZM73 161V160H72ZM119 161V162H118ZM17 162V163H18ZM27 161L25 160L23 163L25 164ZM118 163V164H116V163ZM143 162H142V164H143ZM219 162H221V161H219ZM3 163H5L4 161L2 162V164ZM22 163V164H23ZM28 163V162H27ZM26 163V164H27ZM71 163V162H70ZM92 164H93V162H91ZM1 164V163H0ZM2 164L0 165V166H2ZM25 164V165H26ZM71 164H73V163H71ZM116 164V165H115ZM221 164V163H220ZM231 166H230V165ZM68 165H70V167L68 166ZM75 166H77L76 164H74ZM140 165H141V163H140ZM144 165V164H143ZM164 165V166H163ZM245 165H244V167H245ZM4 166V165H3ZM7 167L8 166H10V165H6ZM6 166H4V167H6ZM41 166V165H40ZM121 166V165H120ZM90 167H92L91 165H90ZM196 167V168H195ZM1 168H3V167H1ZM9 168V167H8ZM42 168V169H43ZM104 168V167H103ZM43 169V170H44ZM133 169V168H132ZM205 169V168H204ZM208 169V167H206V169L204 170V171H206ZM245 169V170H244ZM88 170V171H89ZM94 170V171H93ZM111 170H108V171H111ZM134 170H135V168H134ZM133 170V171H134ZM18 171V173L20 172L19 170H17ZM29 171H31V170H29ZM28 171V173H30ZM76 171V172H75ZM88 171L86 172V173H88ZM103 171H104V173H103ZM153 171H152V173H153ZM200 171V170H199ZM203 171V172H204ZM8 172V171H7ZM10 172V171H9ZM27 172V171H26ZM44 172V171H43ZM94 172V173H93ZM106 172V173H105ZM242 172V173H241ZM246 172V171H245ZM248 172V171H247ZM4 173H6V171L4 172ZM4 173H3V171H2V177H3V175H4ZM17 173V174H18ZM98 173V174H97ZM112 173V174H111ZM134 173V172H133ZM135 173H137V172H135ZM241 173V174H240ZM22 174V173H21ZM20 174V176H22ZM27 173H25L24 175H26ZM106 174V175H105ZM116 174V173H115ZM113 172H109V175H111V176H113V175H115ZM118 174V173H117ZM248 174V173H247ZM23 175V176H24ZM88 175V176H87ZM108 175V176H109ZM179 175V176H178ZM211 175V176H210ZM250 175V174H249ZM16 176V175H15ZM18 176H19V174H18ZM22 176V178H25V177H23ZM240 176V177H239ZM0 177H1V174H0ZM17 177V176H16ZM208 177H210V179L208 178ZM10 178H12V177H10ZM10 178H8V179H10ZM18 178V177H17ZM20 178V177H19ZM105 178H106V180H105ZM117 178V177H116ZM121 178V177H120ZM119 177L116 179V181L119 183H121L122 181H121V179H120ZM170 178V177H169ZM242 178V179H241ZM7 178L5 179V181H7L8 180ZM29 179V178H28ZM27 179V180H28ZM149 179V178H148ZM148 179H147V181H148ZM151 179H153V178H151ZM155 179V178H154ZM159 178H157V180H158ZM182 179V180H181ZM13 180H14V184H11L10 185V187H11V190H14V196H13V198L12 197H10L11 195V191L9 192L10 194V196L8 195V192L7 193H5V192H1V190L3 191V188L4 187H2V184H4V182H1L0 183V186L2 187L1 189H0V216L2 215V213H3V215H4V212H5V214H6V211H5V209H7V210H9L10 211V207H12L13 209H14V212L17 214L16 216L18 217V214H19V212L21 213V212H23L24 210L23 209H21L22 208V206H23V204H24V198H25V195H24V192H25V190L27 189L26 187H25V185L26 184H24L23 185V183L22 182H24L23 180H22V182H20L19 180H16V179H14V177H13ZM21 180V179H20ZM85 180H87V181H85ZM105 180V181H104ZM135 180H136V178H135ZM160 180V179H159ZM9 181V180H8ZM7 181V182H8ZM12 181V180H11ZM83 181V182H82ZM95 181V182H96ZM154 182H156L155 180H153ZM180 181V182H179ZM244 181V180H243ZM254 180H252V182H253ZM32 184H34L33 183V181H31V179H30V181L28 180L26 183H28L27 184V187H28V185L30 184L31 185V183ZM85 182V183H84ZM154 182H153V184H154ZM171 182V183H172ZM185 182V183H184ZM106 183V182H105ZM116 183V182H115ZM117 183V184H118ZM132 183H134V180L132 181ZM159 183V182H158ZM229 183H237L236 185H233V184H231V185H228ZM254 183V182H253ZM155 184H157V183H155ZM29 185V186H30ZM121 185V184H120ZM144 185V184H143ZM162 185H163V187H164V184H161L160 186H161V188H162ZM9 186V185H8ZM167 187H168V185H166ZM24 187H25V189H24ZM87 189H86V188ZM117 187H119V188H121L122 186H119V184H118V186ZM143 188V187H142ZM144 188H146L145 186H144ZM169 188V187H168ZM28 189H29V187H28ZM31 189V188H30ZM70 189L72 190L73 189V192L70 194ZM141 189V188H140ZM242 189H244V188H242ZM246 189V188H245ZM252 189V188H251ZM5 190V189H4ZM24 190V191H23ZM32 190V189H31ZM126 190V195L127 196H130V197H128V198H126L125 199V197H124V195H122L123 196V198H124V201L123 202H121V203H123V206H124V210L122 211V206L120 207V210L118 209V210H115V211H113L112 212V210H111V212H108V210H107V213H109V214H115L116 212V214H118L119 216H117V215H115L117 218H121L120 220H123V222L125 221V222H128L129 224H131V227L130 226H128L129 228H127L126 227V229H124L123 228V230L122 231H120L121 232V234L123 235V236H125L124 237V241H126V245L124 246L125 247V249H126V247H127V249H129V253H134L135 255L132 257V258H134V259H139V257H143L144 258V260H145V258H147L146 259V261L148 260V264H156V263H160L161 264V262L159 261V259H162V257L160 256V258H158L157 259V256L160 254V252L165 248H168L167 246L171 243V241L173 240L175 243H176V239H178L179 237L178 236H180V228L182 227V226H184L183 224H184V221H185V218L184 217H186L187 215H188V213L187 212H185L184 213V211L185 210H181V213H180V220L181 221H179V220H176L175 219V216L173 215L172 216V213H171V210L169 209V213H171V214H167L168 212H166L165 213V211H168V210H165V211H162L161 210V212L162 213H159V211H158V213H157V210L154 212L153 211V207H151V209H152V213H151V211H150V209L146 206L147 205V203H148V200H150V199H147L148 197H145L147 200H143L142 198H140L139 196V193H138V191L137 192H135V190H133L134 192H132V190H131V192L128 190V189H125ZM166 190H167V188H166ZM170 189H168L167 191H169ZM254 190V189H253ZM256 190V189H255ZM29 191V193H30V196H32V194H31V192H30V190H28ZM166 191V192H167ZM239 191V192H238ZM33 192V191H32ZM36 192V191H35ZM76 192V198H78L77 200L75 199V198H71V196L73 195V193H75ZM140 192V191H139ZM143 192H144V194H145V192L146 191H144L143 190ZM23 193V194H22ZM51 193H53L52 194V197L53 198H55V199H53L50 195H51ZM67 193V194H66ZM87 193V192H86ZM84 194V195H87V194ZM138 193V194H137ZM35 194V193H34ZM134 196H133V195ZM137 194V195H136ZM141 194L143 195V193H142V191H141ZM176 194V193H175ZM178 194V193H177ZM190 194V195H191ZM23 195V196H22ZM37 195V194H36ZM66 195H69V197H70V200L67 202L66 201ZM71 195V196H70ZM75 195V194H74ZM84 195H82V196H84ZM146 195V194H145ZM144 195V196H145ZM191 195V196H192ZM244 196V197H242V196ZM259 195H261V196H259ZM35 196V195H34ZM38 196V195H37ZM81 196V198H83ZM89 196V199L90 200H93V199H95L96 198V196H95V194H89L88 195ZM133 196V197H132ZM137 196V197H136ZM257 196H259L260 197V199H258L259 197H257ZM24 197V198H23ZM73 197H75V196H73ZM26 198H27V196H26ZM25 198V199H26ZM31 199H35L34 197H30ZM30 198H28V200H29V202L28 203H31L32 202V200L30 201ZM50 198H51V200L53 201H51L50 200ZM140 198L142 201H144L145 202V204L144 205H142V206H140L141 208L140 209H137V208H135V206H134V204L135 203H137V202H139V201H137L138 199ZM137 201H135V200ZM151 199H153V198H151ZM246 199H248L249 200V202L246 200ZM75 200V201H74ZM82 200V199H81ZM80 200V202H82ZM120 200H122V199H120ZM154 200V199H153ZM14 203V205H16V206H14L13 204H12V202ZM49 202V203H48ZM52 202V203H51ZM141 202V201H140ZM147 202V203H146ZM152 202V201H151ZM27 202H26V204H28ZM55 203V202H54ZM203 203V202H202ZM32 204H33V202H32ZM53 204V205H52ZM86 204H88L89 205V203H85V204H83V205H86ZM219 204H220V207H218L219 206ZM216 205H218V206H216ZM33 206V205H32ZM126 206V207H125ZM210 206V207H209ZM54 207V208H53ZM86 207H87V210H88V206L86 205ZM118 207V208H119ZM145 207V208H144ZM146 207H147V209L150 211L149 213H148V211L146 210ZM218 207V208H217ZM24 208V207H23ZM89 208H91L90 206H89ZM142 208H143V210H142ZM196 207H194V209H195ZM116 209V208H115ZM183 209V208H182ZM197 209V208H196ZM195 209V211H197ZM12 210V209H11ZM20 210V211H19ZM23 210V211H22ZM138 210V211H137ZM50 211V212H51ZM89 211L94 215V217H93V215L91 214V222H94V220L95 219H97L98 218V210H97V208H93V209H89ZM110 211V210H109ZM122 211V212H121ZM145 211H147V212H145ZM8 212V211H7ZM18 212V213H17ZM25 212V211H24ZM59 212V211H58ZM86 212V211H85ZM84 212V214H86ZM90 212H88V213H90ZM94 212L96 213V215L94 214ZM126 214H125V213ZM139 212L141 213V214H139ZM142 212H144L145 214H143ZM183 212V213H182ZM213 212H215V211H213ZM216 212H220V211H216ZM15 213H14V217H15ZM53 213V214H54ZM106 213V212H105ZM151 213V214H150ZM164 213L165 214H167V215H164ZM52 213H50L49 215H48V218H49V216L51 215ZM80 214H82V213H80ZM109 214H106L107 216H105V219H106V217H110V216H108ZM123 214V215H122ZM147 214H150V215H147ZM154 214V215H153ZM159 214H160V216H159ZM195 214H196V212H195ZM199 214L200 213H198V214H196L197 215V217L195 218V219H197L198 221L200 220L201 221V224L203 223L202 221L203 220H201L199 217H201L202 218V216H201V214H200V216H199ZM225 214V213H224ZM27 215V214H26ZM71 215H69V216H71ZM139 215H141V217L139 216ZM144 215V216H143ZM152 215V216H151ZM157 215V216H156ZM19 216H20V214H19ZM78 216L80 217V215L78 214ZM78 216L76 215L75 217H77L78 218ZM146 216H149V217H146ZM153 216H155V217H153ZM165 216V217H164ZM168 216V217H167ZM195 216V215H194ZM199 216V217H198ZM23 216L21 215V218H22ZM27 217H28V215H27ZM51 217V216H50ZM54 217H51V218H54ZM139 217H140V219H139ZM144 217V219H142V221L143 222H141V221H138V220H141V218H143ZM146 217V218H145ZM263 217V218H262ZM2 218V217H1ZM19 218V217H18ZM50 218V219H51ZM99 218H100V216H99ZM223 218V217H222ZM245 218H247V220L245 219ZM20 219V218H19ZM49 219V220H50ZM1 220V219H0ZM10 220H11V218H10ZM13 220V219H12ZM47 221V222H49V223H51L52 224V222L54 221L55 222V219L53 220V221ZM52 220V219H51ZM59 221V219H56V221ZM100 220V219H99ZM107 220V219H106ZM105 220V221H106ZM184 220V221H183ZM196 220V224H195V222H194V224H195V226L197 225V221ZM258 220V221H259ZM58 221L57 222H55V223H57V225L58 224H60V221H59V223H58ZM104 221V219H103V225L104 224H106L108 221H106V223H104L105 222ZM221 221H224V219H222ZM26 222V221H25ZM25 222H22V223H20L19 221H18V223L22 226H20L21 227V230L23 229V232H24V230H25V228H26V224L27 223H25ZM54 222H53V224H54ZM138 222H141V224L140 223H138ZM249 222V224H247ZM17 223V224H18ZM101 224H102V221L100 222ZM198 223H200V222H198ZM18 224V225H19ZM52 224V225H53ZM252 224V223H251ZM2 225V224H1ZM4 225H6V224H4ZM8 225V224H7ZM9 225H11V223H9ZM9 225L8 226H3L4 228H5V230H3V228L2 227H0V231H2V233H3V231H6V229L8 230V231H6V232H10V233H6V232H4L3 234L0 232V235L2 236V243H3V245H2V247L0 248V264H1V262H2V264H18V262L16 261V259L18 258V256H17V251H16V245H14L15 244V242H13V238H14V236H13V234L11 235V233H13V232H11L12 231V229L14 228V224H12V225H14L13 226V228L10 226V229H9ZM26 225V226H25ZM107 225V224H106ZM105 225V226H106ZM139 225V226H138ZM140 225L143 227H140ZM54 226H56V225H54ZM53 226V227H54ZM94 226V225H93ZM93 226H92V228H93ZM109 226V225H108ZM108 226H106V227H108ZM123 226V225H122ZM198 227H201L200 225H197ZM196 226V229H200V228H198ZM250 226V227H249ZM8 227V228H7ZM25 227V228H24ZM94 227H96V226H94ZM101 228L103 227V226H100ZM2 228V229H1ZM12 228V229H11ZM99 228V227H98ZM104 228V227H103ZM183 228V227H182ZM15 229V228H14ZM14 229H13V231H14ZM56 230L58 229L59 231H60V227H59V225H58V227H56L55 228ZM97 228H93V230H96ZM236 229V230H235ZM98 230H100V228L98 229ZM197 230V231H198ZM26 231V230H25ZM83 233V232H82ZM81 233V237L82 238H85V234H82ZM23 234H26L25 232L23 233ZM13 236V237H12ZM25 236V235H24ZM87 236V235H86ZM36 237H38V236H36ZM78 237V238H77ZM76 238L77 239H79L80 237L79 236H77ZM117 236H115V238H116ZM178 237V238H177ZM176 238V239H175ZM238 238V237H237ZM236 238V239H237ZM33 239H34V237H33ZM85 239H87V238H85ZM85 239H83V240H85ZM175 239V240H174ZM34 240H36V239H34ZM38 240H39V237H38ZM112 240H113V238L111 237V236H109L108 237V239H105V238H102L101 240H100V242H98V244H99V246H96V245H94V247L93 246H91L90 247V245H88V243H87V245H86V240H85V245H83V253H82V255H83V257H82V264H93L92 263V261H94V259H95V256H96V253L98 252V251H103V252H105L106 253V247H107V245H109L107 248H109V247H112L111 246V242H112ZM171 240V241H170ZM180 241V240H179ZM43 242V241H42ZM170 242V243H169ZM38 243V242H37ZM169 243V244H168ZM101 244V245H100ZM114 244V243H113ZM172 244H174V243H172ZM171 244V245H172ZM43 246H44V249L42 248L40 251V253H41V256L42 257H49L53 252V250H54V243H51V241H48V242H45L44 244H43ZM105 246V247H104ZM170 246V245H169ZM183 246V245H182ZM181 246V248H183ZM51 247H53V248H51ZM130 247V248H129ZM171 247V246H170ZM172 247H173V249H174V245H172ZM180 247V246H179ZM181 248H179V249H181ZM171 249V248H170ZM80 250H81V246H80ZM107 250H110V249H107ZM172 250V249H171ZM27 251H30L31 252V249H28V250H23V253L24 254H26L25 256H26V258H27V260H25V263L27 262V261H31V264H35L33 261L35 260L34 258H36V261L41 257H39V255L37 256H33L34 258H32V259H34L33 261H32V259L30 258H28V254L30 255V253L28 252V254H27ZM165 251V250H164ZM173 251V250H172ZM183 250L181 249V252L180 251H174L175 253H174V256H173V258H172V260L170 259L169 260V258H168V260H167V258H165L166 260H164V259H162V264H170L171 262L173 263V264H193L192 262H191V260L188 258L189 256H187V254L185 253V252H182ZM52 252V253H51ZM159 252V253H158ZM163 252V251H162ZM180 252V253H179ZM21 253V252H20ZM47 253H50V255H48ZM105 253H103V254H105ZM127 253H128V251L126 250V252H125V254H124V256H122L123 257V264H130L129 262H127ZM172 253V252H171ZM150 255L151 257L149 258V256H147V255ZM158 254V255H157ZM173 254V253H172ZM233 254V253H232ZM54 256H55V258L57 257V260L54 258V256L52 257V255H51V257L52 258H54L55 259V262L54 261H50V264H51V262L54 264H57L56 263V261H58L59 259H58V255L57 254H53ZM57 255V256H56ZM93 255H95V256H93ZM98 255V254H97ZM171 255V254H170ZM31 256V255H30ZM29 256V257H30ZM99 256V255H98ZM145 256H147V257H145ZM167 256H169V255H167ZM233 256V255H232ZM15 257H17V258H15ZM38 257V258H37ZM41 257V258H42ZM50 257V260L52 259ZM159 257V256H158ZM260 258V256L259 255H257V256H255V258ZM262 257V256H261ZM25 258V259H26ZM46 258V259H47ZM98 257H96V259H97ZM254 257L252 258V259H255ZM257 258H256V260H252V259H248L249 260V262H248V264H257V261L259 260V258H258V260H257ZM19 259V258H18ZM29 259V260H28ZM96 259H95V262H96ZM261 259V258H260ZM53 260V259H52ZM100 260V259H99ZM99 260H98V262H99ZM155 260V261H154ZM164 260V261H163ZM247 260V261H248ZM16 261V262H15ZM44 261H45V259H44ZM158 261V262H157ZM166 261V262H165ZM171 261V262H170ZM33 262V263H32ZM60 261H58V264H60L59 263ZM144 262V261H143ZM143 262L141 263L140 262V264H143ZM165 262V263H164ZM25 263H22V264H25ZM171 263V264H172ZM27 264H28V262H27ZM29 264H30V262H29ZM230 264H241V261H240V259H237V258H234L233 260H232V262H230Z\"/></svg>","mask_w":264,"mask_h":264},{"label":"bare ground","instance_id":"obj_2","mask_svg":"<svg viewBox=\"0 0 264 264\" xmlns=\"http://www.w3.org/2000/svg\"><path fill=\"white\" fill-rule=\"evenodd\" d=\"M28 2L29 4H30V6L32 5V7H33V5L36 3V5H38L37 4V0H21V2ZM103 1L104 0H96V2L95 3H97V4H95V6H90L89 7V5L88 6H84V9L86 10V11H84V12H86L87 14H86V16L88 15V13H89V15L87 16V17H90V18H86L85 16V18H86V22H85V25L88 23V21L90 22V23H88V25H86V27H83V29L82 28H80V26H82L81 24H80V26H76V24H75V26L77 27V30H78V32H77V34H76V31H75V34L73 33V35L71 34V36L69 37V38H71L72 40L70 41V39L68 38V41H70V43H72V42H74L73 43V45H74V47L76 46L75 45V43L77 44H81L80 46V48H82V45L85 47L84 49H86V48H88L89 46H90V49H91V47H92V49L94 50V51H90V50H88L89 52H90V54L87 52V51H85L84 53L86 54V52H87V54L89 55V56H91L89 59H87V56H86V59L85 58H83V57H85V56H82L81 55V53L83 54V52L81 51V53L80 54H78L77 56H75V54L73 53V49L71 48V47H73V45L71 46V44L66 40L67 38L65 37V33L66 34H68V32H66V31H71V30H66V29H64L63 27V24H64V21L63 20H65V19H61L62 17L60 16V17H58V16H54V15H52L51 16V14H48V12H47V14L46 13H43L42 11L43 10H41V12H40V15H42L43 17H44V19H42L43 21H44V32H42L43 34H45V35H47V34H49L50 32H52L53 30H55V29H57V32H58V34H59V36H61V37H58V38H61V41L60 40H58V41H60L61 43H59V45H60V47H61V52H62V50H63V52L65 51V53L67 54L66 56H69V57H71L72 58V60L74 61H71V62H73V63H77V65H78V67L79 66H81L80 68H82V69H86V68H88V69H90V71H92V72H94V73H96V75H99L100 74V76H101V74H103L102 75V78H103V81H104V78L107 76V80L109 79L108 77H109V75H108V73H111V74H113V73H116L114 76H115V78H116V76H118V74H119V76L122 74V76H123V78H121V76H120V78H121V80H120V78L118 79V78H116L115 80H120V82H125V84H126V86H128L129 88H130V90H132L134 93L135 92H137V93H135L137 96H140L139 94H141V92H142V94H141V96L140 97H138V100H139V98H140V100L138 101V107L139 106H141V108L143 109V107L142 106H147L146 108L148 109L152 104H153V106H154V103H155V105H156V102L158 101L159 102V100H160V104L159 103H157L158 104V106H157V110L156 111H158V113L156 112H153V111H155V110H152V112L151 111H149L150 113H152L153 115H157V116H161L162 118L161 119H165L166 121L167 120H169L170 121V125H172V128H173V130H174V128H175V132H179L178 134L180 135V136H185V137H191L192 138V136H194L195 138H197V136L199 135V133L200 134H203V135H201L202 137H200V136H198V141L199 142H201V144L202 145H200L199 147V149L198 150H196L197 152H193V154H196V153H198V154H196V156L194 155H190V157H192L193 158V160L192 159H190L192 162V164H193V162H194V164H195V162H198V166H197V163H196V165H193V166H196L195 168V170L199 173V174H203V173H205V172H207L208 170H210L211 171V169H213V170H216L217 171V169L218 168H220V167H222L223 165L222 164H226V163H229L230 162V164H232L233 166H232V168L235 166V168L236 167H240V169H242V167L243 168H245L246 169V165L245 164H247V163H249V162H251L252 161V159L250 160V158H247L248 156H246V154H247V152L244 150V148L246 147H244L243 146V144H245V143H243V138L241 137V136H239V135H237V136H235L234 134H232L233 132H229L228 130L226 131V130H223V131H220L219 129H215L216 128V126L214 125L212 128H210V126L209 125H206L204 128H205V130L203 129V130H201V128H203V127H200V126H203V125H205L207 122H208V120L209 119H207V118H204V120H205V123L203 122V120H202V122L203 123H201V125L199 126V132L197 133L196 132V134L194 133V132H191V131H189L188 129H186L184 126H183V124L184 123H186V122H183L182 120H185V119H182V118H184V115L182 116V114H181V116H179V115H177V113H176V115H174V110L176 111L177 109L179 110V109H181L182 108V106H183V108H185L184 107V105H181V103L179 104V101H186L187 100V105H190V104H192L193 102H194V99H195V97H197V95H196V91H195V89L198 87V88H200L201 86L203 87L204 85H203V83L205 84V82H203L204 81V79H203V77L201 78L200 76H201V73H200V75H198V73L196 72V70H194V71H192L191 73H195L194 75H192V76H187V77H189L190 79L188 80L187 79V77H186V74H182V78H184L183 77V75H185V77H186V82L188 83L189 81H192V83L191 82H189L188 84H185L186 82H184V84L187 86L185 89H183V91L186 93V95H187V97H186V95H184L185 93H183V95H184V97L183 98H179V97H177V98H179L178 100H177V98H176V100L174 101V99H175V96L176 95H178V93L179 94H181L180 92L182 91L181 90V88H180V90L178 89V85L180 86V77H178V79H177V76H179V74L178 75H176L175 73H173V72H171V70L173 69L172 68V66L173 65H171V63H173L174 61H176V62H178L177 60H181L182 58H180V57H182L183 55L182 54H185V53H179V54H172V55H174V56H172V57H175V58H170V60H171V63L169 62H165V60H164V64H163V66L164 67H162L161 66V64H160V66H159V63H157V62H159V58L160 57H158V58H156V60L153 62V64L155 65V67L157 68L156 69V72L157 71H159V75H160V73H161V83H159V84H157L158 82H154V81H152V79L150 80L149 78V84L151 85H149L148 84V81H145V80H147V79H145V80H142V78H140V76L138 77V75H140V74H137V79L135 78L136 77V75L134 76V71H135V69H137V71L139 70L140 72L139 73H141V75L145 72V68L146 67H144V69H142V65H140L139 66V64L138 63H136V65L134 64V66H129V65H131V64H125L126 63V61L124 62V63H122L121 61L119 62L118 60H120V59H117V61L115 60V59H111L112 58V56L111 57H108L110 54H111V51L113 52L114 50V52H116V53H118V51H119V53H121V52H123V51H121V50H125V51H127L128 49H130V50H132V52H134V51H136L135 53L137 54V52H140L143 56H145V55H147V56H150V58L151 59H153V57L156 55L157 56V54L159 53H155V54H153V53H151L150 52V50L149 49H144L143 47H145V46H142V45H138V44H140V43H142V41L143 40H145V38L147 37V31H149V28H148V26H146V25H150V23H153V22H155V21H157V25L156 26H154L153 24V26L154 27H152L151 26V28H155L157 31L156 32H158V34H159V31L158 30H161L162 31V28L160 27V26H162V23H164L165 21H168V20H166L167 18L169 19V18H171L170 20H174L173 22H172V24H170V23H167L168 25L170 24V25H172L171 27H173V26H176L177 24L176 23H180L181 22V24H178V29L176 28V30H173V35L175 34V39H179L180 38V36L184 39L185 37H187V38H190L189 39V41H192L193 40V42L195 41V42H197V43H202L203 42V39H201V37L202 36H200L201 35V31L199 30V27H196V29H195V26L197 25V26H199L200 24H202L203 23V25H209V24H218L219 26H220V24H221V27L223 26V27H229L233 32H235L236 33V31H238L236 28H238V27H234V26H236L239 22H236L237 20H241V15L239 14H235L236 13V11H238L237 9L238 8H235V6H233L232 5V3L231 2H233V0H231V2H230V0H186V1H184V2H182V1H179V0H107L106 2H110V4H108V5H104L103 4ZM158 2V4H157V2ZM196 1V2H195ZM264 1V0H263ZM262 0L261 1H258V3L259 2H262V3H260L261 5H263V2ZM22 2V3H23ZM106 2L104 1V3L106 4ZM160 2V3H159ZM182 2V3H181ZM178 3L180 4V5H178ZM234 3H236V2H233V4ZM24 4V3H23ZM86 4V3H85ZM111 4H115L114 6L116 7H113V5H111ZM158 5V6H156V7H158V9L156 8L155 9V5ZM110 5V6H109ZM128 5H130L129 7H128ZM235 5V4H234ZM260 5V7H264V6H261ZM35 6V5H34ZM108 6L111 8V6L113 7V9L111 8V9H109L108 8ZM123 6L126 8H128L129 9V11L130 10H132L133 12H134V14L136 15L135 16V18H137V19H132L133 17H134V15H133V12H132V14L131 13H129V14H127L126 16L124 15V16H122V18L123 17H131L132 16V18H130L131 19V21L129 20L128 21V19H125V20H122V18H120V19H118L119 17H121V14H126L127 12H128V9L126 8L125 10L127 11L126 13L124 12V13H119V12H123V11H125V10H123ZM32 7H30L31 9L29 10L31 13H27L26 15H25V17H20L19 16V18H18V16H13V19H17L14 23L16 24H12L11 23V18H12V16L11 15H9L8 13H2V17H0L1 18V20L3 19V21H2V23H4V24H2V25H4L3 27H2V25H0V27H1V30H2V32H3V34H7L8 32H9V30L10 31H13L12 30V28H15L14 26H16L17 28H15V30L13 31V32H10V33H8V35L9 34H11L12 33V35H13V33L15 34V35H11V36H9V38L11 37V40L9 41L8 39V42H6L7 40L5 39V38H3L2 39V41H4L3 43H2V46L0 45V55L2 56V58L4 57V59H6V58H8V56L9 57H11L12 56V60L14 61V68H12L13 67V65H11L13 62L12 61H10L11 62V64H9L8 66H10L12 69V71L10 70V72L11 73H13V74H11L10 73V76H8V74L9 73H4V76H8V78H7V81L9 82L10 81V83H9V85L6 83V85L5 84H3V85H5V89H3L2 90V88H4V86L3 85H1V86H3L2 88H1V90H0V116H2L3 114V103H5V102H12V100H13V97L15 98V99H17L18 98V96H20L19 94L21 93V92H23V90H29V86H27L28 84L25 82L26 81V78H27V76H29V74H28V72H30V70L32 69H37L39 66H41L42 65V63H40V62H38L37 63V61H39L38 59L40 58V60L42 61V62H45L47 59H48V57H47V55H48V53H43V52H41V50L42 49H40V51H38V49H34L35 47H32L28 42H30V40H29V32H30V30H31V28H32V21H31V19H33L32 18ZM88 7V8H87ZM92 7V8H91ZM130 7H131V9H130ZM175 7V8H174ZM233 7V8H232ZM34 8V7H33ZM36 8H37V6H36ZM38 8H40L41 9V7H38ZM87 8V9H86ZM40 9H38V10H40ZM62 9V8H61ZM150 9H153V10H155V11H157V12H153V10H150ZM261 9H263V11H262V16H260V18H258L257 20L255 19V24L254 25H252L253 26V32L255 33V35H260V36H263L264 37V8H261ZM115 10V11H114ZM58 11H59V9H58ZM57 11V12H58ZM60 11H62V10H60ZM59 11V12H60ZM97 11V12H96ZM170 11H173V12H170ZM39 12V11H38ZM45 12V11H44ZM56 12V15L59 13H57ZM91 12V13H90ZM95 13L96 15L95 16H97L96 18H101L100 19V22H101V24L103 25L104 23H105V25H106V22H107V25L108 24H111L110 26L112 27L111 29H112V33L113 34H118L117 35V37H115L116 35H114L113 37H115L114 39H113V37H110L111 35H107V36H104L102 39H104V40H102L101 38H99L100 40H98V38H96V35H95V31H93V23H95V22H93L92 20L94 19V21H98L99 19H97L96 20V18H94L93 16H92V13ZM42 13V14H41ZM73 13V12H72ZM238 13H240V12H238ZM31 14V16H28V15H30ZM50 15V16H49ZM59 15V14H58ZM60 15H61V13H60ZM94 15V14H93ZM168 16V15H170V16H168L167 18H165V16ZM101 16H104V18H103V20H102V17ZM118 16V17H117ZM240 16V17H239ZM15 17V18H14ZM42 17V18H43ZM57 17V18H56ZM93 17V18H92ZM114 17H116V18H114ZM127 17V18H128ZM152 17V18H151ZM239 17V19H237ZM141 20V21H139V19ZM77 19V18H76ZM76 19H74L75 20V22H77L78 21V19L76 20ZM84 19V18H83ZM177 19V20H176ZM88 20V21H87ZM127 20V21H126ZM144 20H145V22H144ZM148 20V21H147ZM149 20H152V21H149ZM165 20V21H164ZM68 21V20H67ZM70 22H71V20H69ZM164 21V22H163ZM70 22H67L68 24L70 23ZM93 22V23H92ZM99 22V23H100ZM109 22V23H108ZM147 22V23H146ZM161 24H160V23ZM196 22V23H195ZM81 23H83V21L81 22ZM154 23V24H155ZM182 23H183V26H180V25H182ZM200 23V24H199ZM9 24H11L12 25V27H10V25ZM21 26H20V25ZM71 24V23H70ZM73 24V23H72ZM129 24H131V28H133V26H134V29H132L131 30V28H130V25ZM132 24H133V26H132ZM176 24V25H175ZM8 25V26H7ZM64 25H66V24H64ZM84 25V24H83ZM84 25V26H85ZM165 24H163V26H164ZM239 25V24H238ZM237 25V26H238ZM19 26V27H18ZM68 26H70V25H67V27ZM90 26V27H89ZM127 26H129V27H127V28H129V29H127L126 27ZM159 26V27H158ZM22 27H24V28H22ZM57 27V28H56ZM72 27H73V25H72ZM87 27H89V28H87ZM103 27V26H102ZM21 28H22V30H21ZM29 28H30V30H29ZM55 28V29H54ZM74 28V27H73ZM84 28H86V29H84ZM92 28V29H91ZM159 28H161V29H159ZM174 28V27H173ZM174 28V29H175ZM17 29H19V30H17ZM63 29H64V32H63ZM75 29V28H74ZM87 29H89V31H87ZM114 29V30H113ZM148 29V30H147ZM154 29V30H155ZM165 29H168V27L166 28V27H164V32L166 31ZM4 30V31H3ZM66 30V31H65ZM83 31V32H86V34H89V32H90V36H89V40H87L88 39V37L87 38H85V40H84V36H86L85 35V33L83 34L82 32H80V31ZM86 30V31H85ZM105 32H107L108 33V28L106 29V26H105ZM107 30V31H106ZM138 32H140L141 34H142V36H144L143 35V33H144V31L143 30H145L146 32L144 33L145 34V36L144 37H140V40L141 41H139V37H134V36H138V34L141 36V34L140 33H137V31ZM153 30V31H154ZM172 28L170 29L169 28V32L168 31H166V32H168L169 33V35L167 36L166 34V36L167 37H165L167 40H171V41H174L175 43H177L176 41H175V39H173V37H171L172 36ZM189 30H191V32L189 31ZM28 31V32H27ZM72 31H74V30H72ZM114 31V32H113ZM134 31H135V33H137V34H134ZM188 31H189V35L190 36H187V34H188ZM47 32H49V33H47ZM92 32V33H91ZM93 32H95V33H93ZM185 32V33H184ZM28 35H26V34ZM72 33V32H71ZM79 33V34H78ZM109 33H110V31H109ZM155 33V32H154ZM154 33L152 34V35H154ZM253 33V34H254ZM2 34V35H3ZM82 34V35H81ZM97 34V33H96ZM122 34V35H121ZM163 34V32L161 33V35ZM177 34H179V35H177ZM181 34V35H180ZM186 34V35H185ZM26 35V36H25ZM69 35H70V33H69ZM79 35H81L80 36V38H78L79 37ZM84 35V36H83ZM124 35V36H123ZM129 35V36H128ZM157 35V33L155 34V36ZM160 35V36H161ZM164 35V36H165ZM177 35V36H176ZM15 36V37H14ZM110 38H109V37ZM126 36V37H125ZM128 36V37H127ZM158 36V35H157ZM179 36V37H178ZM185 36V37H184ZM191 36H193V37H191ZM27 39H26V38ZM92 37V38H91ZM95 37V38H94ZM107 37V39H105ZM163 37V36H162ZM169 37V38H168ZM90 38L91 39H93V40H95V39H97L98 40V44L97 43H95L97 40H95V42L94 43H92L91 41H90ZM136 38H138L137 40H138V44H134V42L136 41ZM165 38H164V40H165ZM182 38L181 39H179V40H182ZM187 38L185 39V41H187ZM204 38H205V36H204ZM210 38V37H209ZM82 40V43H79V40ZM110 39H111V41H110ZM163 39V38H162ZM208 39V38H207ZM6 40V41H5ZM26 40V41H25ZM92 40V41H93ZM132 40H135L134 42L132 41ZM213 40V39H212ZM78 41V42H77ZM86 43H85V42ZM208 41V40H207ZM215 41V40H214ZM81 42V41H80ZM84 42V43H83ZM88 42V43H87ZM133 42V43H132ZM140 42V43H139ZM164 42V41H163ZM179 42V41H178ZM182 42H184V41H181V43ZM210 42H211V39H210ZM212 43V45L214 44L213 42H211ZM216 43V42H215ZM219 43V42H218ZM218 43H217V46H214V47H207L208 45H204V42L202 43V46H201V44H199L198 46H200V50L202 51V52H204V53H206V55L207 54H209V55H214V57L215 56H221V55H224L225 56V54H227V52L228 51H226L227 49L225 48L227 45H224V43L222 44L221 43V45H218ZM89 44V45H88ZM164 44H165V42H164ZM206 44V43H205ZM220 44V43H219ZM234 44V43H233ZM133 45H136V47L135 46H133ZM216 45V44H215ZM232 45V44H231ZM235 45V44H234ZM234 45H232V47H234ZM138 46H142V48L140 49ZM155 46V45H154ZM154 46L152 45V48H154ZM219 46V47H218ZM238 46V44H236V46L234 47L235 48V50L237 49V50H239V51H237L236 50V52H239V53H242V51H244V50H240V48L239 47H237ZM73 47V48H74ZM93 47H95V48H93ZM115 47V48H114ZM137 47H138V49H137ZM158 47V46H157ZM224 47V48H223ZM228 47V46H227ZM229 47H230V45H229ZM232 47H230L231 49H233ZM237 47V48H236ZM135 50H134V49ZM159 48V47H158ZM27 49V50H26ZM83 49V48H82ZM81 49V50H82ZM89 49V48H88ZM127 49V50H126ZM198 49H199V47H198ZM225 49V50H224ZM139 50V51H138ZM148 50V51H147ZM156 50V49H155ZM158 50V49H157ZM175 49L173 48V51H174ZM199 50V51H200ZM79 51V50H78ZM121 51V52H120ZM129 51V50H128ZM247 51L248 50H246L245 49V51L244 52H246L247 53ZM250 51V50H249ZM36 53V55L34 54L33 56L35 57V56H37L38 57V55H39V57L36 59V62H35V60L33 59V57H32V54L31 53ZM39 52H41V54L39 53ZM80 52V51H79ZM103 52V53H102ZM105 52H107V53H105ZM108 52H110V53H108ZM147 52H149L150 53V55L147 53ZM171 52V51H170ZM175 52V51H174ZM31 54V55H28V54ZM43 53V54H42ZM78 53V52H77ZM100 53H102V54H100ZM140 53H138L137 54V56L138 57H140L141 55H140ZM203 53V54H204ZM225 53V54H224ZM245 53V54H246ZM249 53V52H248ZM262 53H264V52H262ZM261 53V54H262ZM38 54V55H37ZM106 54V55H105ZM109 54V55H108ZM114 54V53H113ZM124 54V53H123ZM130 54H132L131 52H130ZM129 54V55H130ZM136 54H133V56L135 55V57H137L136 56ZM160 54V53H159ZM158 54V55H159ZM11 55V56H10ZM46 55V56H45ZM108 55V56H107ZM120 55V54H119ZM125 55V54H124ZM127 55V54H126ZM152 55V56H151ZM169 55V54H168ZM188 54L186 53V55L185 56H187ZM242 55H243V53H242ZM0 56V57H1ZM50 56V55H49ZM143 56H141L140 57V60H141V58H144ZM146 56V57H147ZM189 56V55H188ZM185 57V59L186 58H189V57ZM192 56V55H191ZM241 56V55H240ZM240 56H239V58H240ZM262 56V55H261ZM6 57V58H5ZM46 57H47V59H46ZM78 57H81V58H78ZM108 57V58H107ZM127 57H130V56H127ZM227 57V56H226ZM244 57V56H243ZM30 58H32L33 59V61L32 60H30ZM36 58V57H35ZM71 58H69L70 60H71ZM83 58V59H82ZM114 58V57H113ZM183 58H184V56H183ZM193 58V57H192ZM241 58H242V56H241ZM241 58H240V60H241ZM3 59V61L2 62H4L5 60ZM10 59V60H11ZM135 59V58H134ZM139 59V58H138ZM158 59V60H157ZM175 59V60H174ZM177 59V60H176ZM222 59H224V62H225V58H223L222 57ZM221 59V61H223ZM7 60V59H6ZM9 60V59H8ZM50 60V59H49ZM162 60V59H161ZM174 60V61H173ZM184 59H182L181 61H183ZM227 60V62H225V64L224 63H222L224 66H222V68L224 69L223 70V72H225L227 69H229V71H226L225 73H223V74H221V75H223V77L225 78V80H224V78L223 77H221L225 82H226V80H227V82L228 83H230L229 85H228V87L227 88H225L226 89V92H228L229 91V93H226V92H224L225 90L223 89L224 88V86H225V83L224 84H221L219 81H218V79H217V81L219 82V84H218V88H216L217 86L215 85L214 87L212 86L211 88H209L210 86H209V83L208 84H206V86L204 87V88H207L208 90H210V91H212L213 93H215L216 95H218L219 97H218V102H217V104L218 105H216L215 107H217V109L215 110L214 109V106H212L213 108V110H215V115L217 116V113H218V118L215 116V118H217V120H220V121H222L221 123L222 124H220V125H218L219 127L221 126L222 127V125L224 126L225 124L223 123L224 121V114L226 113V112H224V111H227L228 113H226V116H227V114H230V112L231 111H234V110H236L235 108H237L236 106H237V104L236 103H238L239 101H237L238 99H237V96L239 97V98H241L240 96H239V94H237L239 91L236 89V86H237V83H236V78H234L235 77V75L234 74H236V72H243V75H245L244 76V80H245V78H248V79H246L245 81H247V80H249V82L250 83H252L253 82V85H254V88H256V89H254V92L255 93H258L259 91H264V66L262 65V69H259L257 66H255L254 68H249L248 67V65L246 64V62L244 63V61H240V60H238L239 62H243L241 65H240V63L239 62H237L238 64H239V66H238V64H237V66H236V64L234 65L233 64V62H231V60H229V58L228 59H226ZM52 61V60H51ZM87 63H86V62ZM136 61V60H135ZM167 61V60H166ZM173 61V62H172ZM233 64V66H232V64L230 63V62ZM9 62V61H8ZM49 61H47V63H46V65H45V67H47V69L49 68V69H51V67H52V65H51V67H48L47 65H49V63H48ZM52 62H55L54 60L52 61ZM85 62V63H84ZM161 62V61H160ZM16 63V64H15ZM22 63V64H21ZM44 63V64H45ZM89 63V64H88ZM131 63H135L134 61H131ZM156 63V64H155ZM166 63H168V65H169V67H168V65L166 64ZM195 63V62H194ZM226 63H227V67H226ZM7 64V63H6ZM17 64H21V66L22 65H24V66H22V68L23 67H25V69L23 68V74L26 76H23L22 78H24V80H22L21 78H19V76L17 75L19 72L17 71L18 69H17V67H15ZM43 64V65H44ZM52 64V63H51ZM102 64V65H101ZM230 64V65H229ZM245 64V65H244ZM256 64H258V63H256ZM1 65V64H0ZM38 65V66H37ZM43 65L39 68L40 70H43ZM76 65V64H75ZM104 65H105V67H104ZM138 65V66H137ZM158 65V66H157ZM194 65H196V64H194ZM54 66V65H53ZM167 68H166V67ZM233 67V69H234V67H236L235 69H234V72L233 71H231V68ZM1 68L2 67H4V66H0ZM55 67V66H54ZM101 67V68H100ZM131 67V68H130ZM132 67H134L133 69H132ZM261 67V66H260ZM6 68V67H5ZM108 69V71H107V69ZM158 68H159V70H158ZM164 69L163 70V74L164 75H162V69ZM170 68V69H169ZM172 68V69H171ZM180 68H182L183 69V67H180ZM13 69H15L14 71H13ZM35 69V71H39V69L38 70H36ZM47 69H46V71H47ZM48 69V70H49ZM53 70H54V68H52ZM52 69L51 70H49V72L50 71H52ZM82 69H80V70H82ZM111 71H110V70ZM185 69V68H184ZM190 69V68H189ZM192 69V68H191ZM191 69H190V71H191ZM226 69V70H225ZM8 70H9V68H8ZM105 72H104V71ZM143 70H144V72H143ZM174 70V69H173ZM172 70V71H173ZM239 70V71H238ZM241 70H243V71H241ZM46 71L44 70V72L46 73ZM89 71V70H88ZM103 71V72H102ZM142 71V72H141ZM199 71V70H198ZM3 72H4V70H3ZM3 72L0 70V78H1V81H3L2 79H3ZM18 72V73H17ZM25 72H26V74H25ZM61 72H62V70H61ZM64 72H65V70H64ZM106 72H108V73H106ZM168 72V74H166ZM233 72V73H232ZM245 72V73H244ZM91 73V72H90ZM121 73V74H120ZM134 73V74H133ZM6 74V75H5ZM47 75H49L48 73H46ZM133 74V75H132ZM170 74L172 75V77L170 76ZM188 74H190L189 72H188ZM3 77H2V76ZM13 75V76H12ZM53 75H54V73H53ZM62 75V74H61ZM65 76H68L67 78H66V80L68 81V84H69V81H72L71 82V84H73V83H75V84H73V87H72V89H73V92H72V94L74 95V93L76 94V95H78V97H80V99H82V100H84L83 102V104L82 103H80V105H78L77 104V106L79 107V109L77 110V111H75L76 113L78 112V113H81V114H79L80 115V118H82V120H83V122L84 123H86V124H84V125H87V126H89V128H91L89 131H87V133H86V130H85V132H83V129L81 128V127H79V124H76V123H74L73 125H71L70 124V122H74L75 120H76V117L74 118V117H72V115L71 114H68L67 116H64L63 115V117H64V119H65V121H66V124H68V126L70 127V128H72V130H70L71 131V133H68L67 134V132H66V134L69 136L68 138H70V140H72L71 142H73V143H71V142H69V144H71V145H69V146H71V147H74L73 145H76L75 147H74V150H72L73 148H71V151L69 152L68 151V153H66V154H64L63 156L64 157H66V159H65V161L68 163L69 162V164L73 167V168H75L76 167V170H77V173H76V175H78L79 174V178H81V176H82V178H83V175H84V177L85 178H89V176L88 177H86L85 175L86 174H89V172H91L89 169H87L86 170V167L88 166L89 168H94V169H96L95 167H93L94 165L96 166V165H98L99 163H101L100 165H101V167L103 166V164H104V159H103V161H100V160H102V159H100V157H99V161H98V159H90V157L87 155L88 153H85V150H80L78 147L80 146V147H83L84 145V147H86V145L88 144V141H90L89 143L91 144V143H93V145H95L96 143H98V142H94V140H93V137H91V133H92V136H93V134H97L98 132H99V129L100 128H106V125L103 127V126H100V124L102 123V120L99 118V120H101V121H99L98 120V118H95L94 117V115L92 116V114H93V112H92V110H90V108H88L90 105H91V103L92 104H97V108H99V106L102 108H104V112L103 113H105L106 115H103L102 114V119L105 117L107 120L106 121H108V119L111 121L112 119H114L115 118V120H116V122H115V120H114V122L116 123H110V124H112V125H107V127H109L108 128V130L110 129V128H113L112 126L113 125H116V126H121L122 124H120V122H121V113H119V107L120 108H122L125 112L129 109V103H128V101H127V99H119L118 101H119V107L118 106H115L114 104H112L114 101L110 98H108V97H106L105 95H104V93H101L102 92V89H101V91H100V95L98 94H96V91L94 90V91H91V89H90V87H89V89L88 88H86V89H84L83 88V86H85V84L83 85L82 84V81H80V79H78V77H70L66 72H65V74H64ZM112 75V76H113ZM167 75V76H166ZM237 75V74H236ZM242 75V76H243ZM248 75V76H247ZM249 75H252V76H254V77H251L250 78V76ZM12 76V77H11ZM50 76V75H49ZM48 76V77H49ZM52 76V75H51ZM51 76H50V78H51ZM63 76V75H62ZM64 76V77H65ZM99 76V77H100ZM134 76V77H133ZM162 76H165V77H163L162 78ZM173 76H176V78L175 77H173ZM210 76V75H209ZM239 76V75H238ZM63 77V78H64ZM200 79H199V78ZM211 77V76H210ZM52 78H54V76H52ZM69 78H70V80H69ZM73 78V79H72ZM157 78V77H156ZM156 78L155 77H153V80L155 79V81H158V80H156ZM180 78V79H179ZM214 78V77H213ZM253 78V79H252ZM257 78V79H256ZM20 79V80H19ZM72 79V80H71ZM123 79V80H122ZM176 79V80H175ZM243 79V78H242ZM6 80V79H5ZM105 80H106V78H105ZM106 80V81H107ZM185 80V79H184ZM200 80L202 81V83L200 82ZM208 80H210V78H208ZM212 80V82H214L213 81V79H211ZM210 80V81H211ZM229 80V81H228ZM231 80V81H230ZM253 80V81H252ZM12 81V82H11ZM75 81V82H74ZM105 81V82H106ZM153 82V85H152V83H150V82ZM178 81V82H177ZM181 81H183V79L181 80ZM199 81V82H198ZM207 81V80H206ZM223 81V82H224ZM100 82H102V80L100 81ZM105 82H103V84L105 83ZM176 83L177 82V85H176V87H177V89L178 90H176L175 91V89L172 91L171 90V85L170 84H173V83ZM209 82V81H208ZM211 82V83H212ZM222 82V83H223ZM248 82V81H247ZM67 83V82H66ZM155 83V84H154ZM196 83H198V84H196ZM199 83H201V85L199 84ZM215 83H217L216 81H215ZM215 83H213V84H215ZM101 84V83H100ZM222 85V87H221V85ZM75 85H76V87H75ZM183 85V82H181V86ZM198 85V86H197ZM208 85V86H207ZM211 85V84H210ZM255 85H256V87H255ZM66 86V85H65ZM200 86V87H199ZM227 86V85H226ZM225 86V87H226ZM68 87V86H67ZM70 87V86H69ZM93 87V86H92ZM127 87V88H128ZM173 87V86H172ZM185 87V86H184ZM154 88H156V89H154ZM195 88V89H194ZM68 90H69V88H67ZM72 89H70V91L69 92H71L72 91ZM152 89L153 90H156V92H155V94H159V95H155L154 93H153V91H152ZM167 89H169V90H171V91H169V90H167ZM207 89H204V90H207ZM27 90V91H28ZM76 90V91H75ZM201 90V89H200ZM214 90V91H213ZM215 90H216V92H215ZM228 90V91H227ZM231 90V91H230ZM12 91V92H11ZM127 91V90H126ZM125 90L123 91H121V92H125V93H127ZM168 91V93H166ZM233 91V92H232ZM8 92H9V94L10 93H12V94H10L9 96L10 97H12V100L10 101V100H8L7 101V97L9 98V96H7L8 95ZM144 92H148V94L147 93H145V95H143L144 94ZM201 92V91H200ZM218 92V93H217ZM78 93V94H77ZM125 93H123V94H125ZM152 93V95L153 96H156V97H159L158 99L159 100H157V98H156V102H153L152 101V98H150V101H149V96L150 97H152L151 95H149V94H151ZM170 93V94H169ZM175 93H177L176 95H175ZM71 94V95H72ZM122 94V93H121ZM164 96H163V95ZM171 96V97H169V95ZM174 96H172V95ZM75 95V96H76ZM146 95H148V101H147V99H146ZM160 95H162L163 97H161ZM194 95H195V97H194ZM109 96V95H108ZM143 96H145V97H143ZM199 96H200V94H199ZM110 97V96H109ZM181 97V96H180ZM86 98H88V100L91 102H89L88 100H86V101H88L89 103H90V105L88 106V104H85V99ZM143 99V102H142V99ZM145 98V99H144ZM163 98H164V100H163ZM185 98V99H184ZM237 100H236V99ZM6 99V100H5ZM155 99V98H154ZM181 99V100H180ZM235 99V100H234ZM80 101V100H79ZM178 103H177V102ZM88 102H86V103H88ZM139 102H140V104H139ZM151 102V103H150ZM162 102H163V104H165L164 106H161V105H163L162 104ZM235 103V104H234ZM7 104V103H6ZM10 105H9V108H10V106H11V103H9ZM13 104V103H12ZM195 104V103H194ZM88 107H87V106ZM148 105H150L149 107H148ZM187 105H185V106H187ZM87 107L88 109H86L85 107ZM93 106V105H92ZM161 106V107H160ZM179 106H180V108H179ZM12 107V106H11ZM160 107V108H159ZM94 108V107H93ZM96 108V107H95ZM118 108V109H117ZM155 108H156V106H155ZM208 109L207 110H209V109H211V108H209V107H207ZM142 109H140L141 111H142ZM144 109H145V107H144ZM147 109H145L146 111H147ZM150 109V108H149ZM148 109V110H149ZM154 109V108H153ZM202 109H204V108H202ZM201 109V110H202ZM206 109V108H205ZM232 109V110H231ZM238 110H239V108H237ZM90 110V111H89ZM197 110L198 109H196V108H194V107H191V109H190V111H187L186 113H189V114H187L186 116H187V118H188V120H190L191 119V113H193V114H196V113H198L197 112ZM203 111V110H202ZM210 111V110H209ZM212 111V110H211ZM74 112V113H75ZM90 112H92V114L90 113ZM101 112V113H102ZM148 112V113H149ZM177 112V111H176ZM217 112V113H216ZM71 113H72V111H71ZM119 113V114H118ZM141 113H143V112H141ZM179 114V113H178ZM69 115H71V117L72 118H70V120H69ZM190 115V116H189ZM211 115H212V113H211ZM210 115V116H211ZM69 116V117H68ZM213 116V115H212ZM214 116H213V118H214ZM68 117V118H67ZM100 117V116H99ZM255 117V118H254ZM254 117H252L253 119H251L250 120V122H252L251 124L252 125H254V126H259V127H257V129H259V128H261V129H263L264 130V108H262L261 109V111H258V112H256L255 113V115H254ZM4 119L5 120V118L4 117H0V121H1V119ZM67 118V119H66ZM75 120H74V119ZM78 118V117H77ZM120 118V119H119ZM186 118V117H185ZM186 118V119H187ZM63 119V118H62ZM71 119H73V120H71ZM223 119V120H222ZM4 120H2L3 122H7V120L6 121H4ZM78 120V119H77ZM76 120V121H77ZM1 121V122H2ZM65 121H64V123H65ZM113 121V120H112ZM151 120H148V122H147V120H146V124H148V125H150L151 123H153V121L152 122H150ZM181 121L183 122V124L181 123ZM186 121V120H185ZM2 122V124L4 125V123ZM99 122H101L100 124H99ZM105 122V121H104ZM97 123H98V125H97ZM109 123V122H108ZM119 123V124H118ZM2 124H0V126H2ZM76 124V125H75ZM208 124H209V122H208ZM75 125V126H74ZM104 125V124H103ZM211 125V124H210ZM5 126V125H4ZM86 126V127H87ZM118 126V127H119ZM187 127L189 126H191L190 124L189 125H186ZM217 126V127H218ZM10 127V125L8 126L7 125V127H5L4 129L5 130H3L1 133H5V135L4 134H1V136L3 135V137H4V139L2 140V141H6V145L7 146H5L6 148L4 149V147H3V149L1 150V152L0 153H2V155H0V157H1V159H3L0 163L2 164V162L4 161L5 163H3L2 164V166H0V174H1V177H0V183L1 182H4V184H2V187H4L3 188V191L1 190V192H5V193H7L8 191L10 192L11 191V194L8 192V195L10 196V197H12L13 198V196H14V190H11V187H10V185L11 184H14L15 182H14V180H13V177H14V179H16V180H19L20 182H22V180L24 181V182H22L23 183V185L24 184H26L25 185V187L27 188L26 190H25V192H24V195H25V198H26V196H27V198L25 199L24 197V204H23V206H22V208L21 209H23L22 211L23 212H19V214H20V216H19V214H18V217L20 218H18L16 215V213L14 212V209L12 208V207H10L11 209H10V211L9 210H7V209H5V211H6V214H5V212H4V215H3V213H2V215L0 216V227H2L3 228V230H5V228L3 227V226H8L9 225V223H11V225H9V229H10V226L13 228V226H14V231H13V229H12V231L11 232H13V233H11V235L13 234V236H14V238H13V242H15V244L14 245H16L15 247H16V251H17V256H18V258L17 257H15V258H17L16 259V261L18 262V264H22V263H25V260H27V258H26V254H24L23 253V250H28V249H31V252L30 251H27V254H28V252L30 253V255L28 254V258L30 259H32V258H34L36 255L38 256L39 255V257L41 256V249L43 248L44 249V246H43V244L45 243V242H48V241H51V243H54V250L51 252L52 254V257L54 256L53 254H57L58 255V261H60L59 263L60 264H82V257H83V255H82V251H83V245H85L84 243H85V240L87 241L86 242V245H87V243H88V245H90V247L91 246H93L94 247V245H96V246H99V244H98V242H100V240L102 239V238H105V239H108V237L109 236H111L112 238H113V240H112V242H111V246L112 247H109V248H107L109 245H107V247H106V253L105 252H103V251H98L97 253H96V256L95 255H93V256H95V259H96V257H98L97 259H96V262H95V259H94V261H92V263L93 264H123V257L122 256H124V254H125V252H126V250L128 251V253H127V262H129L130 264H140V262L142 263L143 261V264H148L149 262H148V260L146 261V259L148 258L147 256H149V258L151 257L149 254L147 255V256H145V257H147V258H145V260H144V258L143 257H139V259H134V258H132L135 254L132 252V253H129V249H127V247H126V249H125V243H126V241H124V237L125 236H123L122 234H121V232L120 231H122L123 230V228L124 229H126V227L127 228H129L128 226H130L131 227V224H129L128 222H123V220H120L119 218H117L115 215H117V216H119L118 214H109V213H107V210H108V212H111V210H112V212L113 211H115V210H120V207L122 206V211L124 210V206H123V203H121V202H123L124 201V198H123V196L122 195H124V197H125V199L126 198H128V197H130V196H127L126 194L128 193H126V190L125 189H128L130 192H131V190L133 189V190H135V192H137L138 191V193H139V197L140 198H144L143 200H147V199H150V200H148V203H147V207L150 209V211H151V213L154 211H156L157 210V213H158V211H159V213H162L161 212V210L162 211H165V210H168V211H165V213L166 212H168L167 214L169 215V214H171L172 213V216L174 215L175 216V219L176 220H179V221H181L180 220V213H181V210L183 211V210H185L184 211V213L185 212H187L188 213V215L186 216V217H184L185 218V221H184V226H182L181 228H180V236H178L177 238L178 239H176V243L172 240H170L171 241V243L167 246L168 248H164L161 252H160V254L157 256V259L158 258H160V256L162 257V259H164V260H166L165 258H169V260L171 259L172 260V258H173V256H174V251L176 250L177 252L178 251H180L181 252V249L183 250L182 252H185L186 254H187V256H189L188 258L191 260V262L193 263V264H230V262H232V260L234 259V258H237V259H240V261H241V264H248V262H249V258L250 259H252L253 257L255 258V256H257V255H259L260 256V258H259V260H258V258H257V264H264V219H262L261 220V218H260V220L259 219H256V220H253V218L252 219H249L248 218V220H250L249 222H250V226L251 225H255V228H249V230L248 229H239V231H240V235L239 236H236L235 237V239H234V236H233V234L234 233H231L230 231H232L233 232V229L234 228H237V226L238 227H242V226H245L246 224H245V220L243 219V220H235V219H232V217H231V215H228V214H230V213H228L227 212V214H226V212L224 211V213H222V214H220L221 212H223L221 209H222V207H220V204H219V206L218 205H216V206H218V207H220V209L218 208V209H214L215 208V206L213 207V209H212V211H209V210H211V208H208V206H207V204H204V202L205 201H202V202H200L199 200H198V202L196 201V199H195V201H194V198H193V195L189 192V193H187L189 190H187L186 189V187L183 185V181L181 182V183H175V182H172L171 180V176L173 175V176H175V173L172 171V168L170 169V168H168L169 167V165L167 166H164L162 169H160L159 170V173H155L154 174V171H153V168H152V166H149V164L147 165V164H145L146 162H143V161H140L139 159H137L136 157L140 154V153H142V151H145L146 150V148L147 147H149V142H151L152 141V137H151V135H150V133L148 132V131H146L148 134L146 135L147 137H146V140L142 143L143 145H141V146H143L142 148H140L141 146H139L137 149H135L134 150V146H135V144H134V141L135 140H131V142L128 144H126V143H124L125 142V140H127V138L124 136V135H120L119 133V135L120 136H118L117 135V140H116V138H111L112 136V133L111 134H107L106 132H103L102 130L100 131V132H103V134L105 135V137H107V138H109V142L110 141H112V143H113V145L114 144H117L116 146H119L120 147V151H119V154H118V151H116V153H117V155L118 156H121L120 158H121V160H119V161H121V162H119V163H122V164H120L119 165V167L116 165V164H118V163H116L115 165V167H114V170L112 171L111 169L113 168H110V169H108V170H111V171H108V170H106L108 173H107V180H106V178H105V182H104V184H99L98 183V181H100V180H98V181H94L92 178H91V181H90V183H89V185L87 186V195H84L85 193H83L82 195H84V196H82L83 198H81V196L79 197V199L82 201V202H80V200L78 199V198H76V192L75 193H73V195L71 196V198L73 199V198H75L76 200L78 199L79 200V203H80V205H82L81 207H82V209H83V207H84V210L86 211H83L82 210V212L80 211V213H82V214H80V213H78L79 215H80V217L78 216V214H76L77 216H78V218L77 217H75L76 215H74L75 213H73V215H71V214H66V208H65V204H64V202H63V200H62V198L60 199V198H57V200L55 199V198H53L52 197V194L53 193H51V197L53 198V199H55L56 201H54L53 199V201L55 202H53L52 200H51V198H50V200L53 202V204L55 205V207H58V208H56L57 209V215H56V217L57 218H55L54 216H55V214H56V212L54 213V211H51V209H50V206L51 205H48L47 204V200H49V199H46L45 198V196L47 195V194H50V193H47L46 194V192L47 191H49V190H47L51 185H47V183H46V181L48 180V174H46L45 173V169L42 167V162L40 163V162H34L33 160H30L29 159V157H26L27 156V153H24L25 152V150H24V148L23 147H21L22 146V144H24V143H22L21 145L18 143V142H16V140H15V137H14V134H13V132H14V130L12 129V127L11 128H9ZM83 127H85V126H83ZM100 127V128H99ZM115 127V126H114ZM171 127V126H170ZM218 127V128H219ZM220 127V128H221ZM1 128V127H0ZM7 128V129H6ZM81 128V129H80ZM88 128V127H87ZM88 128V129H89ZM99 128V129H98ZM107 129V128H106ZM98 130V131H97ZM201 130V131H200ZM1 131V130H0ZM5 131V132H4ZM69 131V132H70ZM118 131V130H117ZM205 131V134L204 133H201V132H204ZM89 132V133H88ZM100 132H99V134H100ZM119 132H123L122 130H120L119 129ZM151 132V131H150ZM34 132H33V130H32V134H33ZM106 133V134H105ZM218 133H219V135H218ZM223 133V134H222ZM91 137H89L88 135ZM102 134V135H103ZM182 134V135H181ZM210 134H211V136L214 134V135H217L218 137H220V138H225L226 139V137H227V139L228 140H231V138L233 139V142H235V140L238 142V145H240V147H241V149H243V150H240V153L242 154V155H244L245 154V156L246 157H244V156H242V158L240 157L239 158V156L238 157H231L229 154H228V149H227V151H226V149H224V148H226V147H220V146H218V143H211V144H208V137L210 136ZM222 134V135H221ZM89 137V139H88V137ZM107 135V136H106ZM209 135V136H208ZM232 135V137L230 138V136ZM0 136V137H1ZM94 136H96V135H94ZM35 137H36V135H35ZM85 137H86V140L88 139V141H84L85 140ZM194 137L192 138V139H194ZM229 137V138H228ZM33 138V137H32ZM111 138V139H110ZM191 138H189V139H191ZM1 139V138H0ZM106 139V138H105ZM115 139V140H114ZM132 139H135V138H132ZM175 139V138H174ZM173 139V140H174ZM196 139V140H197ZM226 139V140H227ZM235 139V140H234ZM171 140V139H170ZM173 140H171L170 141V143L173 141ZM82 141L84 142V143H82ZM106 141H108V140H106ZM169 141V140H168ZM167 141V142H168ZM197 141V142H198ZM237 142H235L236 144H237ZM259 142V141H258ZM86 143V144H85ZM95 143V144H94ZM111 143V144H112ZM173 143V142H172ZM240 143V144H239ZM18 144L20 145L19 147H18ZM26 144V143H25ZM79 144H83V146H81V145H79ZM151 144V143H150ZM79 145V146H78ZM93 145H91V146H93ZM3 146V145H2ZM24 146V145H23ZM78 146V147H77ZM88 146V145H87ZM90 146V145H89ZM97 146V145H96ZM258 146H260L261 147V145H259V143H258ZM21 147V148H20ZM98 147V146H97ZM9 148V149H8ZM11 148V149H10ZM89 148V147H88ZM135 148H136V146H135ZM140 148V149H139ZM143 148H145L144 150H143ZM169 148V147H168ZM190 148V147H189ZM223 148V149H222ZM228 148V147H227ZM262 148H263V146H262ZM26 149H28V148H26ZM70 149V148H69ZM83 149V148H82ZM85 149H87V147L85 148ZM101 149H102V147L101 148H97V149H95L94 150V152L92 151L91 152V154L93 155V156H96V155H100L101 156ZM11 150V151H10ZM22 150V151H21ZM89 150H90V148H89ZM92 150H93V147H92ZM115 150V149H114ZM142 150V151H141ZM170 150V149H169ZM211 150L214 152V156H212L211 154H213V153H210L211 152ZM26 151H28V150H26ZM74 151V152H73ZM102 151H103V149H102ZM8 152H10L9 154H8ZM11 152H12V154H11ZM14 152V153H13ZM18 152V153H17ZM19 152H20V156L22 157H24L22 160L23 161H21L20 159H21V157H19ZM21 152H22V154H21ZM29 152V151H28ZM89 152V151H88ZM4 153V154H3ZM23 153H24V155H23ZM138 153V154H137ZM239 153V154H240ZM249 153V152H248ZM17 154H18V156H17ZM29 154V153H28ZM91 154H90V156H91ZM137 154V155H136ZM4 155H5V157L6 158H2V156L4 157ZM7 155H9V156H7ZM33 154H30V158H32L33 156H32ZM134 155H136L135 157H134ZM89 158H88V157ZM199 156V157H198ZM9 157V158H8ZM195 157V158H194ZM8 158V159H7ZM18 158V159H17ZM96 158V157H95ZM134 158V159H133ZM0 159V160H1ZM4 159H7L8 161H6V160H4ZM16 159L19 161H21L20 163H21V165H23L24 166V168L25 169H23V170H25V171H21L22 170V168L23 167H21L20 166V168H21V170L20 169H17V170H19L20 172L18 173V171L16 170V168L18 167V165H19V162L18 161H16ZM69 159V160H68ZM90 159V160H89ZM137 159V160H136ZM27 161L25 164L23 163L24 161ZM73 160V161H72ZM219 161H221V162H219ZM226 161H228V162H226ZM249 161V162H248ZM18 162V163H17ZM73 163V164H71V163ZM91 162H93V164L91 163ZM142 162H143V164H142ZM218 163V164H215V163ZM226 162V163H225ZM23 163V164H22ZM98 163V164H97ZM103 163V164H102ZM140 163H141V165H140ZM221 163V164H220ZM0 164V165H1ZM74 164H76L77 166H75ZM229 164V165H230ZM6 166V165H10V166H6V167H4V166ZM41 165V166H40ZM70 165H68L69 167H70ZM90 165L92 166V167H90ZM100 165L98 166V168L100 167ZM216 165H218V168H215V166ZM220 165H222V166H220ZM244 165H245V167H244ZM17 166V167H16ZM231 166V165H230ZM1 167H3V168H1ZM87 167V168H88ZM104 167V168H103ZM102 167V169L103 170H105V169H107V168H105L106 166L104 165ZM206 167H208V169L206 170V171H204L205 169H206ZM217 167V166H216ZM19 168V167H18ZM44 170H43V169ZM97 168V169H98ZM133 168V169H132ZM134 168H135V170H134ZM205 168V169H204ZM97 169H96V172H98L97 171ZM100 169V168H99ZM244 169V170H245ZM29 170H31V171H29ZM89 170V171H88ZM134 170V171H133ZM200 170V171H199ZM243 170V169H242ZM2 171H3V173L6 171V173H4V175H3V177H2ZM8 171V172H7ZM10 171V172H9ZM27 171V172H26ZM28 171L30 172V173H28ZM44 171V172H43ZM88 171V173H86ZM94 171V170H93ZM152 171H153V173H152ZM204 171V172H203ZM246 171V172H245ZM244 171V174H242V178H244L243 180H242V182L239 184H237V183H229L228 185H231V184H233V185H239V186H243L242 188H244V189H238L239 191H240V194L242 193V195H244L245 197L247 196L248 198H249V200H250V195L251 194H257L258 192L260 193V189L261 188H263L264 187V173L262 172V170L259 168V166L256 164V165H248V167H247V169ZM248 171V172H247ZM76 172V171H75ZM101 172V169L99 170V172L98 173H100ZM109 172H113L115 175H113V176H111V175H109ZM134 172V173H133ZM135 172H137V173H135ZM19 174V176H18V174ZM22 173V174H21ZM25 173H27L26 175H24ZM94 173V172H93ZM97 173V174H98ZM103 173H104V171H103ZM106 173V172H105ZM118 173V174H117ZM242 173V172H241ZM240 173V174H241ZM248 173V174H247ZM20 174L23 176V177H25V178H22V176H20ZM112 174V173H111ZM250 174V175H249ZM18 177H16V176ZM106 175V174H105ZM109 175V176H108ZM203 175H205V174H203ZM179 176V175H178ZM211 176V175H210ZM10 177H12V178H10ZM20 177V178H19ZM119 177H121L120 179H121V183L119 182H117L116 181V179ZM170 177V178H169ZM240 177V176H239ZM8 179V178H10V179H8L7 181H5V179ZM29 178V179H28ZM135 178H136V180H135ZM149 178V179H148ZM151 178H153V179H151ZM155 178V179H154ZM157 178H159L158 180H157ZM209 179H210V177H208ZM241 178V179H242ZM21 179V180H20ZM30 181V179H31V181H33V183L34 184H32L31 182V185L29 186L28 185V187H29V189H28V187H27V184L28 183H26L28 180ZM147 179H148V181H147ZM12 180V181H11ZM83 180H84V178H83ZM118 180V179H117ZM134 180V183H132V181ZM153 180H155L156 182H154ZM182 180V179H181ZM252 180H254L253 182H252ZM85 181H87V180H85ZM83 182V181H82ZM116 182V183H115ZM153 182H154V184H153ZM159 182V183H158ZM172 182V183H171ZM180 182V181H179ZM85 183V182H84ZM119 184V186H122L121 188H119V187H117L118 186V184ZM155 183H157V184H155ZM185 183V182H184ZM121 184V185H120ZM144 184V185H143ZM161 184H164V187H163V185H162V188H161ZM9 185V186H8ZM166 185H168V187L166 186ZM12 186V185H11ZM144 186L146 187V188H144ZM1 186H0V189L2 188ZM25 187H24V189H25ZM48 187V188H47ZM143 187V188H142ZM261 187V188H260ZM32 190H31V189ZM141 188V189H140ZM166 188H167V190L168 189H170L169 191H167L166 190ZM246 188V189H245ZM252 188V189H251ZM5 189V190H4ZM131 189V190H130ZM254 189V190H253ZM256 189V190H255ZM257 189H259V190H257ZM28 190H30V192H31V194H32V196H30V193H29V191ZM132 190V192H134ZM143 190L144 191H146L145 192V194H144V192H143ZM13 191V192H12ZM24 191V190H23ZM33 191V192H32ZM36 191V192H35ZM140 191V192H139ZM141 191H142V193H143V195L141 194ZM167 191V192H166ZM238 191V192H239ZM73 192V189L71 190L70 189V194ZM35 193V194H34ZM95 194V196H96V198L95 199H93V200H90L89 199V194ZM126 193V194H125ZM137 193V194H138ZM176 193V194H175ZM178 193V194H177ZM258 193V194H259ZM23 194V193H22ZM38 196H37V195ZM67 194V193H66ZM75 194V195H74ZM129 194V193H128ZM136 194V195H137ZM192 196H191V195ZM261 195H262V193H260ZM13 195V196H12ZM35 195V196H34ZM45 195V196H44ZM133 195V194H132ZM145 195V196H144ZM241 195V196H242ZM261 195H259V196H261ZM23 196V195H22ZM48 196V195H47ZM67 197H66V201L68 202L69 200H70V197H69V195H66ZM73 196H75V197H73ZM134 196V195H133ZM132 196V197H133ZM244 196H242V197H244ZM259 196H257V197H259ZM30 197H34L35 199H31ZM49 197V196H48ZM137 197V196H136ZM145 197H148L147 199L145 198ZM262 197H263V195H262ZM28 198H30V201L32 200V202H33V204H32V202L31 203H28L29 202V200H28ZM138 199L137 201H139V202H137L135 199V201L137 202V203H135L134 204V206H135V208H137V209H140L141 207L140 206H142V205H144L145 204V202L144 201H142L141 199ZM151 198H153V199H151ZM120 199H122V200H120ZM258 199H260V197L258 198ZM264 199V198H263ZM248 202H249V200L248 199H246ZM75 201V200H74ZM141 201V202H140ZM152 201V202H151ZM262 201H263V203H262ZM12 202V201H11ZM26 202L28 203V204H26ZM51 202V203H52ZM49 203V202H48ZM85 203H89V205L88 204H86L87 206H88V210H87V207H86V205H83V204H85ZM206 203V202H205ZM261 203L262 204H264V200H261ZM12 204L14 205V203L12 202ZM52 204V205H53ZM33 205V206H32ZM14 206H16V205H14ZM89 206L91 207V208H89ZM120 206V207H119ZM24 207V208H23ZM119 207V208H118ZM126 207V206H125ZM143 207V206H142ZM147 207H146V210L148 211V213L150 212L148 209H147ZM151 207H153L154 209H153V211H152V209H151ZM194 207H196L195 209L197 210V211H195V209H194ZM210 207V206H209ZM51 208H52V206H51ZM54 208V207H53ZM93 208H97V210H98V218L97 219H95L94 220V222H91V214L93 213L92 211V213L89 211V209H93ZM116 208V209H115ZM145 208V207H144ZM183 208V209H182ZM209 210H208V209ZM156 209V210H155ZM169 209L171 210V213H169ZM110 210V211H109ZM142 210H143V208H142ZM220 211V212H216V211ZM8 211V212H7ZM20 211V210H19ZM51 211V212H50ZM59 211V212H58ZM121 211V212H122ZM138 211V210H137ZM147 211H145V212H147ZM213 211H215V212H213ZM264 210H262V212H263ZM84 212L86 213V214H84ZM88 212H90V213H88ZM106 212V213H105ZM195 212H196V214H198V213H200L201 214V216H202V218L201 217H199L200 216V214H199V218L201 219V220H203L202 222V224H201V221L199 220H197V219H195L196 217H197V215L195 214ZM14 213H15V217H14ZM18 213V212H17ZM50 213H52L50 216L51 217H54V218H51L50 216H49V218H48V215L50 214ZM54 213V214H53ZM125 213V212H124ZM143 214H145L144 212H142ZM150 213V214H151ZM156 213V212H155ZM164 213V215H167V214H165ZM183 213V212H182ZM28 215V217H27V215ZM94 214L96 215V213L94 212ZM106 214H109L108 216H110V217H106V219H105V216H107ZM126 214V213H125ZM139 214H141L140 212H139ZM150 214H147V215H150ZM21 215L23 216L22 218H21ZM54 215V216H53ZM69 215H71V216H69ZM93 215V214H92ZM123 215V214H122ZM146 215V214H145ZM154 215V214H153ZM195 215V216H194ZM99 216H100V218H99ZM140 217H141V215H139ZM144 216V215H143ZM152 216V215H151ZM157 216V215H156ZM159 216H160V214H159ZM170 216V215H169ZM2 217V218H1ZM93 217H94V215H93ZM120 217V216H119ZM140 217H139V219H140ZM146 217H149V216H146ZM145 217V218H146ZM153 217H155V216H153ZM165 217V216H164ZM168 217V216H167ZM223 217V218H222ZM10 218H11V220H10ZM52 220H51V219ZM263 218V217H262ZM13 219V220H12ZM50 219V220H49ZM55 219V222H57L56 221V219H59V221H60V224H58L59 225V227L61 228L60 229V231L57 229H55L56 227H58V225H57V223H55L53 220ZM100 219V220H99ZM103 219H104V221L106 220V221H108L107 223H106V221L104 222V223H106V224H104L103 225ZM142 219H144V217L143 218H141V220H138V221H141V222H143L142 221ZM222 219H224V221H221ZM246 220H247V218H245ZM53 221L54 222V224H53V222H52V224L51 223H49V222H47V221ZM196 220L198 221V222H200V223H198L197 222V225H200L201 227H198L197 225V227L198 228H200L199 230L198 229H196V226H195V224H196ZM259 220V221H258ZM18 221L20 222V223H22V222H25V223H27L25 226H26V228H25V230H24V232L26 233V234H23L24 232H23V229L21 230V225L18 223ZM59 221H58V223H59ZM102 221V224L100 223ZM141 222H138V223H140L141 224ZM194 222H195V224H194ZM249 222L247 223V224H249ZM19 225H18V224ZM252 223V224H251ZM2 224V225H1ZM4 224H6V225H4ZM8 224V225H7ZM12 224H14V225H12ZM54 225H56V226H54ZM96 226V227H94V226ZM108 226V227H106V226ZM123 225V226H122ZM21 226V227H20ZM54 226V227H53ZM92 226H93V228L95 229V228H97L96 230H93V228H92ZM100 226H103L102 228L100 227ZM139 226V225H138ZM249 226V227H250ZM100 228V230H98L99 228ZM140 227H142L141 225H140ZM252 227V226H251ZM1 228V229H2ZM8 228V227H7ZM143 228V227H142ZM198 230V231H197ZM236 230V229H235ZM6 231H8L7 229H6ZM6 231H3V233L4 232H6ZM1 233H2V231H0ZM83 232V233H82ZM2 233V234H3ZM6 233H10V232H6ZM81 233L82 234H85V238H87V239H85V238H82L81 237ZM25 235V236H24ZM87 235V236H86ZM235 235V234H234ZM12 236V237H13ZM36 236H38L39 237V240H38V237H36ZM77 236H79L80 238L79 239H77L78 237ZM115 236H117L116 238H115ZM33 237H34V239H36V240H34L33 239ZM77 237V238H76ZM238 237V238H237ZM237 238V239H236ZM83 239H85V240H83ZM174 239V240H175ZM2 236L0 235V248L2 247V245H3V243H2ZM180 240V241H179ZM43 241V242H42ZM38 242V243H37ZM114 243V244H113ZM172 243H174V244H172ZM125 244V245H124ZM174 245V249H173V247H172V245ZM101 245V244H100ZM124 245V246H123ZM184 247H183V246ZM80 246H81V250H80ZM180 246V247H179ZM181 246L183 247V248H181ZM105 247V246H104ZM51 248H53V247H51ZM130 248V247H129ZM173 250H171V249ZM179 248H181V249H179ZM107 249H110V250H107ZM165 250V251H164ZM21 252V253H20ZM82 252V253H81ZM173 254H172V253ZM179 252V253H180ZM103 253H105V254H103ZM124 253V254H123ZM159 253V252H158ZM233 253V254H232ZM48 255H50V253H47ZM99 256H98V255ZM171 254V255H170ZM51 255L47 258V257H40L37 261H36V258H34V259H32V261L35 263V264H50V261H54L55 262V259L57 260V257L55 258V256H54V258H52L51 257ZM56 255V256H57ZM126 255V254H125ZM167 255H169V256H167ZM233 255V256H232ZM30 256V257H29ZM34 256V257H33ZM262 256V257H261ZM50 257L53 259H51L50 260ZM172 257V258H171ZM26 258V259H25ZM38 258V257H37ZM47 258V259H46ZM168 258H167V260H168ZM256 258L255 259H252V260H256ZM28 259V260H29ZM44 259H45V261H44ZM100 259V260H99ZM162 259H159V261L161 262V264L163 263L162 262ZM98 260H99V262H98ZM163 260V261H164ZM166 260V261H167ZM248 260V261H247ZM15 261V262H16ZM58 261H56V263L58 264ZM155 261V260H154ZM165 261V262H166ZM28 262V264H29V262H30V264H31V261L29 260V261H27ZM27 262L25 263V264H27ZM32 262V263H33ZM148 262V263H147ZM158 262V261H157ZM164 262V263H165ZM171 262V261H170ZM172 263V262H171ZM170 263V264H171ZM1 264H2V262H1ZM51 264H53L52 262H51ZM55 264V263H54ZM156 264H158V263H156ZM160 264V263H159ZM167 264V263H166ZM173 264V263H172ZM256 264V263H255Z\"/></svg>","mask_w":264,"mask_h":264}]
</instances>
